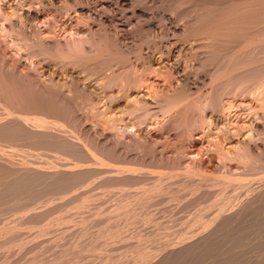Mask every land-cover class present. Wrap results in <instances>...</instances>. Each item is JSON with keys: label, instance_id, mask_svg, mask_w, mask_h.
Masks as SVG:
<instances>
[{"label": "rangeland", "instance_id": "rangeland-1", "mask_svg": "<svg viewBox=\"0 0 264 264\" xmlns=\"http://www.w3.org/2000/svg\"><path fill=\"white\" fill-rule=\"evenodd\" d=\"M31 1V2H30ZM61 1H63V3H64V6L65 7H61V8H59V9H56L55 11H54V9H52L51 7H49V6H45V5H43V4H41V0L39 1V0H0V47L1 48H3V50H5L7 53H8V55L10 54V56H11V58L12 59H17L18 61H19V63L21 64V66H19V68L23 71V67H25L24 65H26V67H28L27 65L29 64V63H32V62H35V67H37V69H39V71L40 70H42L43 72V77L45 78V76H52L56 81L57 80H59L60 82H63L64 80H66L69 76H70V78H68V80L69 79H73L74 81H76V83L78 84V85H80L81 84V86H83V85H89V84H95L96 85V87H95V89H94V91H95V93L98 95V97H99V99H101V98H103L102 97V95L104 94V93H107V91H109L108 89H106V91H105V88L104 87H102L100 84H101V82L103 81V79L101 78V77H103V76H105V75H111V73H114V74H116V75H118V74H120V73H122L121 75H127V74H129V78L130 79H134V80H136V81H134L133 79H132V81H134V82H136L135 83V87H133V90L132 89H130V90H128V92L127 93H129V95L125 92V94H124V96H121V95H123V94H121L120 95V97H119V95H117L119 98H117L114 102H112V107H111V111L110 112H112L111 114H116L117 113V115H121V117L123 116V120L125 121V122H127L128 120H129V118L128 117H130V115L129 114H127V116H125L122 112L123 111H126V109H127V111H128V109H129V107H131L132 105V103H131V101L128 99H125V98H123L122 99V97H129V98H134L133 100L135 101V99H136V101H137V103L139 102H141L142 101V103L143 102H145V100H146V98L148 97V98H151L152 97V94H153V96H155L154 98L157 100H152L151 102H152V106H151V104H150V106H148V108L147 109H150V112H149V110H148V114L150 115V114H152L151 116H149V117H153V119L152 118H150V120L151 121H147L148 123H149V127H151V124H152V126L153 125H156V126H153V127H155L156 129V132H155V130H153V134H156V135H153L154 136V138L156 139L157 137H158V139L157 140H159V144H160V142L162 143V144H160V145H163V144H165V145H167V146H160L159 144H156V142H157V140H153V139H151L150 140V138H148L147 139V137L145 136V135H143V133L142 134H140V139H138L139 141H141V137L144 139V137H145V139H147L146 141H144L145 143L148 141H150V144L148 143V144H146V145H148V148H149V145H150V152L152 153H150L149 151H148V149L146 148L145 149V146H144V144H141V143H139V141H138V145H135L134 147H135V149H132V150H135L134 151V153L133 152H130V153H126V150H125V148H123V146H121V147H118L117 148V150L119 151L117 154H120V156H118L117 154H108V153H103V155H101L100 156V158H102L103 159V161H105L104 162V166L105 167H129L131 170H135V172H137V173H139V172H144V171H149V172H151L152 174H154V176H161L160 177V179L161 180H159L158 182L156 181V185H155V187L152 189V190H150V191H148L147 192V190L145 189V188H148V187H150L151 185H152V183H153V181H154V179H152V180H145V181H141V182H139V184H137V183H134V184H131L132 186H134L133 188L131 187V185L130 184H127V185H118V184H115V185H113V186H111V185H108L107 183H105L104 182V177L106 176V173H99V174H96V175H94V176H91L90 178V180L88 179V181L87 182H85L84 183V185L83 186H81V187H78V188H74L72 191H69V194L67 193V194H65L64 196H63V198H61V199H59V200H54L53 202L52 201H50V202H38V203H35L33 206L31 205H29V206H27V207H29V208H27V207H23V208H19V209H17V210H14V209H12L11 211H9V213H7L8 214V216L6 217V213H4L3 215H0V252H2L3 250H7L6 252L5 251H3V252H5L6 254H7V256L9 255V253H12V254H10L13 258H18L19 260H17V262H16V264H61V262H62V264H68L67 262H69V264H88V262H89V264H125V262H126V264H143V263H145V262H147V263H145V264H161L162 263V261L163 262H166V264L168 263V264H181V262L182 261H184L185 259H184V257L186 256V254H187V256L186 257H189L190 258V256L189 255H191V257L192 258H197L198 257V255L199 254H202L201 253V251L203 252L204 250H205V253H207V252H209V250H207V246H211V248L210 247H208V249H210V252H215V254H216V256L213 258V260H215V262L212 260V261H208L209 260V257L211 256V255H213L212 253H210L209 252V257L207 256L208 255V253L207 254H205L204 252V254L205 255H203V256H207L206 258L205 257H203L202 255H201V262H202V264H204V262L206 261V259H208L207 261L209 262V263H211V264H213V263H217L218 264V262L219 263H221V264H245L246 263V261H247V264H256V262L258 263V264H260V260H261V258L262 257H260V259L259 258H257V254L258 253H260V252H262L261 250H258V251H255V249L254 248H256L257 249V246L259 247V245L261 246L262 245V243H263V248L261 247V248H258V249H263L264 250V242H262L261 244H259V242H260V240H263L264 238L262 237L263 235H264V232L262 233V238L259 240V239H257V238H255V237H257L258 235H260V233H261V231H262V229L261 228H259L258 226H259V223L258 224H256L255 225V227H254V225L252 224V222L254 223V221H252L253 219L255 220L256 218H260L262 221H264L262 218H264V211L263 212H261V210H264L263 208H261L260 207V209L261 210H258L259 212H257V213H255V215L256 214H259V217H251L250 219H251V221L249 220V218H247L248 220H246L245 221V219H242V220H239L240 221V223L242 222V221H245V222H243V223H241V225H243V224H245L246 222H247V224H245V225H247L246 227L248 228V225L250 224H252L251 226H250V228H249V230L245 227V226H243L244 227V229L245 230H243V229H240L242 226H240V224L238 225V227L239 228H237V224L235 223V225H236V230L235 229H233L232 227H234V226H232L231 227V224H228V225H225L226 227H227V230L229 231V233L227 232V230H226V227L224 228L223 226L222 227H220V229H219V231L213 236V237H211V238H209V239H207L205 242H204V244H202L201 246H203L204 245V247H202L201 248V246L199 245L198 247H200L199 249L198 248H196L195 247V249H196V253H195V249H191V250H194V251H192V254L193 255H195V254H197V252L199 253V254H197V256L195 257V256H192V254L190 253L189 254V249H187V251L186 250H181V254H179L180 252H178L179 250H177L176 248H180L179 246H182V245H184V244H186V243H190V242H193L195 239L194 238H198V236H199V238L200 237H202V236H204L205 234H206V231L208 232L209 230H211V229H213V228H215L216 227V224L217 223H221V217H222V214H223V212H224V214H226L227 212H229V210H231V208H234L236 205H237V203H238V201L241 199V197H243L244 195H246V193H247V191L246 190H244L245 188V184H247L248 182L247 181H249L250 182V184H251V186H257L258 185V180L260 179V178H262V177H264V167H263V165L260 163V164H258L259 163V161H261V158H262V160L264 161V157H262V152H264V134H263V132H264V130H263V132L261 131V130H258V134L259 135H257V136H259L260 137V133H261V137H260V139H256V134L257 133H255V132H257V130L255 129V125H257V124H261V123H264V118H263V120H261L262 118H260L261 117V115H260V113H261V111L257 108V105L259 106V103H260V101L259 100H257L256 98H253V94H251L252 92H253V89L255 90L256 89V87H257V85H258V83H257V85L255 84V82L254 81H252V80H254V79H256V78H254V79H252V80H249L247 83L249 84V82H251V84H252V82H254L252 85H253V87H251V85L249 86V88H252V89H249V92L247 91V95H246V92L245 93H243V94H241L240 93V91L244 88V86H243V88L242 89H238L239 90V93L241 94H239L238 93V90H236V93L235 92H233V93H235V94H233V95H235V96H232L231 95V93L230 94H223L222 96H221V104L225 107H223L224 109H222V113H220V115H221V117H224L223 118V123L227 120V123L229 124V125H226L227 123L225 122L224 123V125H225V128L223 129V128H221V131L222 132H220L219 131V129H220V127L218 128V127H215V125H210V130H211V133H210V131L209 132H207V133H205L204 135L202 134L201 135V133L200 132H198L199 130L197 129L196 131H194L192 134L194 135V137L192 136V138L191 139H189L188 140V142H187V139H184V138H180L181 137V135H180V139H179V141H178V139H175V137H174V135L177 137V136H179V134H180V130L179 129H177V130H179V131H177L172 125H171V127L169 128V126H170V123L169 124H167V122H166V118H165V120L163 121V119L164 118H162V117H159V116H161V114H162V116L163 115H165V113H167L165 116H167V115H171V111L172 110H174L175 108H171V107H174L175 105H179V103L181 102L180 100L181 99H179L178 98V96H176L177 94H178V92H179V94L180 93H188L189 92V95H186V94H182V97H183V99H184V97L185 96H192V97H190V99L191 98H195L196 97V95L197 96H199L198 97V103L196 102V101H193L192 99V103H195L196 105H198V108H202V107H204V106H206V107H208V108H205V112H206V114H208V113H210L211 112V110H209L210 109V103H211V98L210 97H212L211 96V94H213V93H211L209 96L208 95H203V94H201V93H204V94H208V93H210V91H209V89L211 88V86H210V79H209V75L206 73V72H203V73H201L200 72V74L198 73H196V76L197 77H200V79H197L196 78V76L194 77V74L195 73H193L192 74V77H191V79H190V82H191V84H190V86L189 87H186V89H185V87H183V88H181L184 92H180L181 91V89H179V91H175V90H178V89H176L175 88V85H172V84H174L175 82H176V80L174 79L173 80V78H174V76L173 75H171L170 76V72H168L169 70H167V68H168V65L166 64V63H164V61H161V62H159V59H157V62H155L154 61V63H152L151 62V66H153L154 68H152V70L150 69V68H148V66H149V60H150V57L152 56V57H154L155 56V59L157 58V56L159 55V53H158V48H156V44L157 45H164L165 43H167V42H169V43H171V44H176V42H178V40H177V38L176 39H174L175 37H173L172 38V35L170 34V33H172L171 31H172V29L175 27V26H178V25H181V24H176V23H178L179 21H181V20H178V19H182L181 17H179V16H174V19L172 18V20L170 21V23L169 22H167V20H162V17H164V18H167V13H164V11H163V9L161 8V5H159V4H161V0H139L141 3L139 4V6H138V4H137V6L136 7H134V9H132L131 7L130 8H126L124 11H118V10H116V11H114V12H112L111 11V9H112V2L110 1V0H61ZM84 1V2H83ZM69 3V2H71V3H69V4H66V3ZM19 4H21L22 6H20ZM66 4V5H65ZM156 4V5H155ZM86 5V6H85ZM66 6H68L67 8H66ZM84 6V7H83ZM83 7V8H82ZM141 7V8H140ZM144 7H146V8H144ZM82 8V9H81ZM86 8H88L89 9V11L90 12H95L96 14H91V15H89L87 12H86ZM139 8V9H138ZM156 9H158V10H156ZM139 10H143V12H144V16L143 17H138L137 16V14H138V12H139ZM28 12V13H30L31 15H35L34 16V18L32 19V20H30L31 22H29V21H26L25 20V18H24V12ZM78 11V12H77ZM82 12L81 14H79L78 15V13L79 12ZM85 11V12H84ZM146 11V12H145ZM115 13V14H114ZM146 13V14H145ZM159 13H160V15H159ZM166 14V15H165ZM128 16V18L129 19H127V17L126 16ZM158 15L160 16V17H158ZM36 17V18H35ZM176 17L178 18V19H176ZM113 18V19H112ZM253 18H255V17H252V18H250V23H248V21H246L243 25H245V24H247V25H245V26H247V27H251L250 25H254V23L257 21L256 19H253ZM23 19V20H22ZM184 19V18H183ZM253 19V20H252ZM25 20V21H24ZM111 20H113V21H111ZM118 20H121L122 22H124V21H126L125 22V25H124V27L123 26H120L119 25V23H118V26H117V21ZM124 20V21H123ZM177 22H176V21ZM256 20V21H255ZM12 21V22H11ZM21 21H22V23L23 24H21L22 26H27V27H25L26 28V30L24 29V30H22V26L20 25V24H18V22L19 23H21ZM251 21H253V23L251 22ZM31 24L32 26H30L29 24ZM183 21H181V22H179V23H182ZM16 24L17 25V28H18V25L19 26H21V30L23 31V37H22V33L21 32H19L18 33V31H20V29L18 30V31H16L15 32V34H17L18 33V35H13L14 34V31L11 33V28L9 27V25L11 26V24ZM28 25H27V24ZM26 24V25H25ZM249 24V25H248ZM34 25V26H33ZM33 27V29L34 30H36V29H38L37 30V32L40 34V36L41 37H46V38H48V40H50V39H52L53 37L54 38H56V37H58V38H60L59 40H67L68 42L69 41H71L70 42V44L72 43V41H73V44H74V39L75 40H77V39H87V41H88V38H90V40L92 39V40H94V42H95V44L96 43H98V45L100 46L99 47V52L97 51V48H96V50L94 51V48H95V46H94V44H93V42L91 41V43L90 42H87V44L88 43H90V44H85L84 45V40H83V44L82 45H80V46H82V48H83V46L84 47H87V46H89L90 45V49H92L91 51H93V53L91 52V53H89V54H87V53H84V52H82V54L80 53V55H82V57L84 58L83 60L81 59V62H80V65H77V66H68V67H64V66H62V65H60V66H58L59 65V63H58V65H56L57 64V62H54L53 63V61L52 60H48V57L47 56H43V55H29L27 52H26V49H25V43H24V41H23V39H24V37H25V34H26V37L25 38H27V30L29 31L30 29H29V27ZM35 27V28H34ZM88 27L90 28V29H88ZM28 28V29H27ZM88 31H86V30ZM93 29V30H92ZM33 30V31H34ZM84 30V31H83ZM90 30H92V32H90ZM26 31V32H25ZM169 31V34H168V36L167 37H163V39H161L160 41L159 40H152L151 42H150V39H153L152 37V35L154 34V33H161L162 34V32H168ZM93 33L92 35H94V36H90V35H88V34H90V33ZM20 33H21V35H20ZM25 33V34H24ZM152 33V34H151ZM149 35V36H148ZM89 36V37H88ZM151 36V37H150ZM15 37H17V39L15 38ZM18 37H20L21 39H22V41H19L20 39L18 38ZM52 37V38H51ZM148 37H150V39H148ZM190 37H192V36H189L188 38H186L185 40H190V41H192V39L194 40V38L195 37H192L191 39H190ZM13 38L15 39L14 41H13ZM62 38V39H61ZM45 39V38H44ZM57 39V38H56ZM146 39H148V40H146ZM184 39V38H183ZM182 39V40H183ZM26 41L25 42H29V41H27V40H29V39H25ZM47 40V39H46ZM182 40H180V41H182ZM18 43H17V42ZM66 41V42H67ZM155 41V42H154ZM189 41V42H190ZM199 40H197L195 43L196 44H198L199 42H202V40L201 41H199ZM64 42V41H63ZM77 42L78 43H80V40L78 41L77 40ZM154 42V43H153ZM157 42V43H156ZM182 42H184V40L182 41ZM188 41L186 42V43H189ZM85 43H86V41H85ZM91 44H93V45H91ZM97 45V46H98ZM94 46V47H93ZM18 47H21V49H18ZM93 47V48H92ZM5 48V49H4ZM2 49H0V51H1ZM193 50V49H192ZM192 50H190V52H192ZM199 49H197V52H196V50H193V53H191L193 56H194V58H195V60L193 59V57L192 56H190V55H188L190 52H189V50H188V53H186V64H188V65H186L188 68H190L189 67V65H191V66H193V64L192 63H194V66L196 65L195 63H196V60H197V58H196V56L195 55H198L199 53H200V51H198ZM84 51V50H83ZM196 52V54H195V52ZM95 52V53H94ZM98 52V53H97ZM100 53V54H99ZM85 54V55H84ZM91 54V55H90ZM99 54V55H98ZM195 54V55H194ZM89 57H88V56ZM92 55H94V56H92ZM95 55H97V56H95ZM189 57H191V61H192V59L195 61H193V62H191V61H189L190 60V58L187 60V57L188 56ZM87 56V57H86ZM92 56V57H91ZM185 56L183 57V59H185ZM199 56V55H198ZM47 57V58H46ZM89 58V59H88ZM7 59V58H6ZM2 60V59H0V65H2V66H0V68L2 67V69H0V70H2V71H0L1 73L2 72H5L4 70H8L9 69V67H11V65L12 64H10L11 62H12V60L11 59H7V60ZM4 61V63L2 62V61ZM106 61H107V63H106ZM108 61L110 62L109 64H108ZM184 61L185 60H182V64H184ZM28 63V64H26V63ZM85 62V63H84ZM159 62V63H158ZM37 63V64H36ZM102 63H104V65H102ZM105 63L106 64H108V65H105ZM165 64V65H167V66H165V65H163L162 66V64ZM83 64V65H82ZM159 64V65H158ZM29 65H31V64H29ZM88 67H87V66ZM98 65V67L99 66H103L104 67V70H103V75L101 74V73H98L96 70H95V68H96V66ZM185 65V64H184ZM84 66H85V68H84ZM112 66V67H111ZM156 66V67H155ZM159 66V67H158ZM32 67V66H31ZM80 67H81V69H80ZM91 67H93V68H91ZM97 67V68H98ZM121 67V68H120ZM161 67V68H160ZM167 67V68H166ZM186 67V68H187ZM67 68V69H66ZM165 68V69H164ZM4 69V70H3ZM11 69V68H10ZM19 69V70H20ZM31 69V70H30ZM95 71H94V70ZM145 69V70H144ZM11 70H13V69H11ZM10 70V71H11ZM25 70H26V68H25ZM27 70H29L30 71V73H31V71H33L32 70V68H30V67H28V69ZM85 70V71H84ZM113 70V71H112ZM115 70H117V71H115ZM122 70V71H121ZM144 70V71H143ZM147 70V71H146ZM154 70H156V71H158L157 73H156V71H154ZM161 70H163V71H161ZM167 70V71H166ZM9 71V72H10ZM127 71V72H126ZM128 71H129V73H128ZM154 71V72H153ZM26 72V71H25ZM125 72V73H124ZM138 72V73H137ZM169 74H168V73ZM6 74H7V71L5 72ZM96 73H98V74H96ZM106 73V74H105ZM110 73V74H109ZM11 74H12V72H11ZM100 74H101V76H100ZM130 74H131V76H130ZM139 74V75H138ZM147 76H146V75ZM149 74V75H148ZM167 74V75H166ZM202 74H204V75H202ZM9 75V74H8ZM132 75H133V77H132ZM136 75V76H135ZM141 75H143V76H141ZM145 75V76H144ZM73 78H72V77ZM138 76V77H137ZM173 76V77H172ZM203 76H204V78H203ZM120 77H123V76H120ZM127 77V76H126ZM126 77H123V78H125L126 79ZM132 77V78H131ZM135 77V78H134ZM142 77V78H141ZM167 77V78H166ZM169 77V78H168ZM203 78V81H202V78ZM138 78V79H137ZM165 78V79H164ZM143 79V80H142ZM145 79V80H144ZM149 79V80H148ZM163 79L165 80V82L166 83H169V81L168 80H166V79H171L170 80V85H172V87H171V92H169L170 93V95H171V93L172 92H175V93H172L173 94V96L171 95V97L168 95L169 93H168V91L170 90H168V88H170V87H167L168 85L167 84H165V82H162L163 81ZM204 79H207V82L209 83H207L206 82V80H204ZM102 80V81H101ZM120 80H122V78L120 79ZM124 80V79H123ZM173 80V81H172ZM196 80H198V82L196 81ZM200 80V81H199ZM257 80V79H256ZM145 81V82H144ZM175 81V82H174ZM204 81L206 82V84L204 83ZM258 82H259V80H257ZM120 81H119V78H118V83H119ZM140 82V83H139ZM160 82V83H159ZM201 84H200V83ZM202 82H203V84H204V86L206 85V86H210V88H209V86L208 87H204V88H202L203 89V91H202V89H200L199 90V88H198V86H200V85H203L202 84ZM80 83V84H79ZM162 83V84H161ZM197 83V84H196ZM149 84V85H148ZM161 84V85H160ZM194 84V85H193ZM256 86H255V85ZM141 85V89L140 90H138ZM164 85V86H163ZM198 85V86H197ZM244 85H245V90H246V88H247V84H245L244 83ZM80 86V87H81ZM100 86V87H99ZM145 86H147L148 87V89H147V87H145ZM152 86V87H151ZM160 86H161V88H162V90H160L159 88H160ZM173 86H174V88H175V90L173 89ZM176 86H178V85H176ZM136 87H138V88H136ZM159 87V88H158ZM179 87H181V86H179ZM179 87H177V88H179ZM103 88V89H102ZM113 89V91L117 94V92H116V90H117V87L115 86V88H114V86L112 87ZM135 88V89H134ZM146 88V89H145ZM164 88H165V90H167L166 92L168 93H165V90H164ZM188 88V89H187ZM197 88V89H196ZM200 88H201V86H200ZM207 88H209L208 89V91L206 90ZM247 89V90H248ZM138 90V91H137ZM174 90V91H173ZM185 90H187V91H185ZM189 90V91H188ZM197 90H199L198 92H197ZM211 90V89H210ZM244 89H243V91H245ZM252 90V91H251ZM135 93H134V92ZM136 91H137V93H136ZM140 91H142V92H140ZM161 91H163L162 92V94L161 93H159V92H161ZM212 91H213V88H212ZM211 91V92H212ZM131 92V93H130ZM206 92V93H205ZM208 92V93H207ZM238 93V94H237ZM252 95V96H250V94ZM133 94V95H132ZM141 94V95H140ZM144 94V95H143ZM145 94H147V95H149V96H147V95H145ZM163 94H166L167 96H169V97H167L166 95V97L167 98H174L175 97V99H177V100H179V101H176V100H168V99H165V98H163L164 100L162 101V99H160V97H163ZM176 94V95H175ZM245 94V95H244ZM125 95H127V96H125ZM130 95H131V97H130ZM181 95V94H180ZM179 95V97H181ZM184 95V96H183ZM238 95H240V96H238ZM243 95V96H242ZM134 96V97H133ZM146 96V97H145ZM194 96V97H193ZM204 96V97H203ZM208 96V97H207ZM127 97V98H128ZM208 99H210V100H208ZM223 97V98H222ZM188 97H186V99H187ZM199 98H200V100L202 101L201 102V106L202 107H200V105H199V102H200V100H199ZM226 98V99H225ZM227 98H230V99H227ZM119 99V100H118ZM151 99H153V97L151 98ZM189 99V98H188ZM188 99H187V101H188ZM189 99V100H190ZM207 99V100H206ZM226 101H225V100ZM254 99H256V100H254ZM103 100H105V98H103ZM126 100V101H125ZM139 100V101H138ZM160 100L162 101V104H160L161 102H160ZM166 100H168L167 101V105H169L168 104V102L170 103V107L168 108V106L165 104L166 103ZM191 100H190V104H191ZM223 100H224V102H223ZM228 100H229V102H228ZM121 101V102H120ZM123 101H124V103H123ZM134 101H132V102H134ZM136 101L134 102V104H136ZM173 101H175V102H177L176 104H173L172 105V102ZM185 101V99L182 101L183 103H181L182 105L184 104L185 106H186V108H187V106H189L187 103H186V101ZM210 101V102H209ZM128 102H130V103H128ZM156 102V103H155ZM163 102H165V103H163ZM175 102H173V103H175ZM179 102V103H178ZM227 102H228V104H227ZM258 102V103H257ZM102 103H103V101H102ZM127 103H128V107L127 108H125L126 106H127ZM138 103V104H139ZM141 103V104H142ZM125 106H124V105ZM138 104H136V105H134L133 107H135V106H137L138 107ZM164 104L166 105V107H167V109H165V106H164ZM181 104L179 105V106H177L178 108H177V110H174V111H172V114L174 113V112H178L179 110H181V109H183V107L181 108ZM202 104H204V105H202ZM227 104V105H226ZM231 105V107H228V105ZM118 105H119V107H118ZM123 105V106H122ZM129 105H131V106H129ZM154 105V106H153ZM172 105V106H171ZM226 105V106H225ZM229 105V106H230ZM246 105V106H245ZM249 106V108H247L248 106ZM118 107V109H117V107ZM164 106V107H163ZM241 106H243V107H245V108H241ZM115 107H116V109L118 110H115ZM132 107V108H133ZM136 107V108H137ZM147 107V106H146ZM157 107H160V109L162 108H164V110L166 111H164L163 110V112H165V113H162V112H160V111H162V110H160V109H156ZM180 107V108H179ZM250 107L252 108V109H250ZM83 108L85 109V110H83ZM119 108H120V110H119ZM121 108H122V110H121ZM125 108V110H123ZM136 108H134V109H136ZM139 108H140V105H139ZM151 108H153L152 110H151ZM172 110H171V109ZM204 108L203 109H201V111H200V113H202L203 112V114L205 113L203 110H204ZM138 109V108H137ZM154 109H156L155 111V113H154ZM226 109V110H225ZM227 109H229V110H227ZM258 109V110H257ZM81 110V111H80ZM116 112H115V111ZM160 110V111H159ZM169 110V111H168ZM171 110V111H170ZM248 110V111H247ZM250 110H252V111H250ZM258 111V113H257V111ZM89 111V112H88ZM127 111H126V113H127ZM138 111H140L139 109H138ZM138 111H136V112H138ZM160 112L159 114L157 113V112ZM226 111V112H225ZM228 111V112H227ZM249 111H250V113H249ZM77 112V113H76ZM75 112V114H74V116L75 117H73V121L74 122H76V124H77V126H78V124H82V122H83V120H85L86 118H89V120L87 119V120H85V122H87L88 124H91L92 126L93 125H95V124H98V123H101V125H102V121H100V120H96V118H94L93 116H92V113H91V111H90V109L89 108H87V107H82V108H79L78 109V111H76ZM141 112V111H140ZM153 112V113H152ZM170 112V113H169ZM208 112V113H207ZM88 113V114H87ZM90 113H91V115H90ZM119 113H122V114H119ZM128 113H129V111H128ZM139 113V112H138ZM159 115L158 116V118H160L159 120H158V118L155 116V115ZM223 114H225V115H223ZM254 115L255 117H256V119H257V117L260 119H257L258 121H255V118H254V116L252 117V115ZM258 114V115H257ZM78 115V116H77ZM251 115V116H250ZM257 115V116H256ZM208 116V115H207ZM225 116H226V118H225ZM79 117H80V119H79ZM86 117V118H85ZM127 118V120H126V118ZM164 117V116H163ZM250 117H252V119L250 118ZM155 118H157V119H155ZM162 118V119H161ZM254 118V119H253ZM76 119V120H75ZM78 119V120H77ZM80 120V121H79ZM155 120V121H154ZM156 120H158V123H157V121ZM252 120V121H251ZM77 121H79V123L77 122ZM248 121V122H247ZM74 122L72 123V121L70 122V127L71 128H75V129H78L79 127H76V124H74ZM129 122V121H128ZM127 122V123H128ZM154 122H156L155 124H153ZM159 122H161V124L159 123ZM164 122H166V123H164ZM245 122V123H244ZM255 122V123H254ZM164 123V124H163ZM243 123V124H242ZM248 123H252L251 125L249 124V125H247ZM73 124V125H72ZM163 124V125H162ZM73 127H72V126ZM79 125V126H80ZM165 125H166V127H167V130H168V133H170L169 135H167L166 134V127H165ZM231 125V126H230ZM75 126V127H74ZM163 128L164 127V129H162L161 127ZM213 126V127H212ZM104 127L106 128V132L107 133H109L110 131H112V130H109L108 129V125L106 124V125H104ZM142 127H143V125H142ZM152 127V128H153ZM158 127H160V128H158ZM173 127V128H172ZM237 129V130H239V132H240V130H242L243 132H241V134H239L238 132H236L237 134H239V135H237L235 132V135H234V133H230L231 132V129H232V131H233V129H234V131H235V128ZM250 129H249V128ZM101 128V127H100ZM169 128V129H168ZM211 128H213V129H211ZM229 129V130H227V129ZM231 128V129H230ZM70 129V128H69ZM102 129V128H101ZM128 129V128H127ZM132 129V131H130V133L131 132H135V130H136V127H135V129H134V127L133 128H130L129 130H131ZM154 129V128H153ZM159 129H161V131H160V133L161 134H159V132L157 133V131H159ZM174 130L175 129V131H172V130ZM249 130V132H250V130L251 129H254V130H252V132L251 133H253V134H250V133H247V134H249V137H248V135L246 134V130ZM129 130H127V131H129ZM169 130H171V131H169ZM213 130H215V131H213ZM177 131V132H176ZM229 131V132H228ZM261 131V132H260ZM165 132V133H164ZM173 132H175V133H173ZM196 132V133H195ZM215 132V133H214ZM225 132H227L228 134V139L226 138V137H224V134H226ZM176 133H177V135H176ZM179 133V134H178ZM224 133V134H223ZM246 134V135H244L246 138H247V140L249 139V141H248V145H247V141H245L246 140V138H245V140H244V137H243V134ZM162 134H164V137H166V138H163V137H161L162 136ZM166 134V135H165ZM174 134V135H173ZM198 134L199 135H201L202 137H198ZM209 134V135H208ZM214 134V135H213ZM217 134V135H216ZM234 135L235 136V138L234 137H231V135ZM205 135H208V138H206L205 137ZM212 135V136H211ZM227 135H225V136H227ZM252 135V136H251ZM254 135H255V139H254ZM144 136V137H143ZM173 136V139H171V137ZM195 136H197V137H195ZM205 138H204V137ZM211 136V138H209ZM213 136H215V137H213ZM242 136V137H241ZM170 137V138H169ZM168 138V139H167ZM201 138V139H200ZM212 138H214V139H212ZM226 138V139H225ZM238 138V141H240V142H238L236 139ZM243 138V139H242ZM253 138V139H252ZM258 138V137H257ZM162 139H164V140H162ZM166 139V140H165ZM88 140H89V142H88ZM94 140L95 139H91V141H90V139H87L86 141L88 142V143H93L94 142ZM123 140H125V143L127 142H129L130 144H131V142H130V139L129 140H127V139H123ZM153 140V141H152ZM161 140V141H160ZM168 140V141H167ZM186 141L185 143H184V141ZM243 141V143H241L242 141ZM250 140H252V142L250 141ZM154 141H156L155 143H153ZM182 143H181V142ZM190 141V142H189ZM237 141V142H236ZM151 142H152V144H155V146L154 145H152V146H154L153 147V149H157L156 151H154V150H152V151H154V152H152L151 151V149H152V147H151ZM177 142H179V143H181V144H178ZM246 142V143H245ZM254 145H252L251 143ZM0 143H3V144H0V153H2L3 155H5V156H8V157H10V155H11V157L10 158H12L13 160H17V161H20V159H22L23 157H25V156H27V154H24V152H25V150H26V147H24V146H13V145H8V143H5V145H4V142H0ZM238 143V144H237ZM242 145H244L245 146V148L246 149H248V147L249 148H251V147H253L252 149H248L249 151H248V153L249 154H251V155H249L248 153V155L249 156H252V157H250L249 158V156L248 155H246L247 157L246 158H248V160L250 159H252L253 157H254V160L252 159L250 162L252 163V162H255L254 164L252 163V166L251 167H253L254 165L257 167V169L259 168V167H261V169L259 168L258 170H260V171H258L257 169H254V170H256L257 171V173H255V174H252V175H250L251 174V172L252 171H254V170H249V168H250V166H247V167H244V166H242V165H244L245 163H246V161H248V160H244V159H246V158H243V160H242V162L241 163H243L241 166L239 165V162H237L236 160H231V162L230 161H226V164H228L229 162V168H227L226 166L224 167V163H223V161H221V159L219 160V158L220 157H218L217 155H218V151H219V153H220V150L223 148V149H225V150H227V152H229V150H232V152L234 151V150H236L237 149V146L238 145H240V146H242ZM250 143V144H249ZM143 145V147H141V145ZM185 144H187L186 146H185V149L184 148H182ZM1 145H4V146H1ZM7 145H8V147H7ZM132 145V144H131ZM177 145V146H176ZM218 145H221L222 147L220 148V149H218ZM247 145V146H246ZM137 146H140L141 148H142V150L140 149V147H138V149H137ZM180 146H181V150H183V151H181L180 150ZM243 146V147H244ZM257 146V147H256ZM11 147V148H10ZM15 147V149H13ZM147 147V146H146ZM162 149L163 147L165 148V150H164V148L162 149V152H160L161 150H160V148ZM254 147H256V148H260V149H262V151H260L261 153V156H258L259 155V150L260 149H256V148H254ZM2 148H3V150H2ZM7 149V151L9 150L10 152L8 153L7 151H5L6 149ZM19 148V149H18ZM132 148H133V145H132ZM175 148H178V150L177 149H175ZM236 148V149H235ZM17 149H18V152H17ZM121 149V150H120ZM160 151H159V150ZM234 149V150H233ZM14 152H13V151ZM21 152H20V151ZM23 150V151H22ZM132 150H130V148H129V151H132ZM137 150H139V151H137ZM147 150V153L148 154H146V151ZM252 150H254V151H252ZM256 150V151H255ZM258 150V151H257ZM129 151H127V152H129ZM158 151L160 152V154H161V156H160V154L158 153ZM181 151V152H180ZM224 151V150H223ZM252 151V152H251ZM41 152V151H40ZM122 152V153H121ZM140 152H144V153H140ZM164 152V153H163ZM222 152V151H221ZM232 152H230V153H232ZM251 152V153H250ZM254 152H256V153H258V155H254ZM11 153V154H10ZM15 153V154H14ZM22 155H21V154ZM50 153V154H49ZM49 153H42V155H39L40 157H41V160H43V159H45V160H50V161H60V160H62V159H65L66 157L65 156H63V155H56L55 153H51V152H49ZM135 153L138 155L139 153L143 156L144 154L146 155H144L145 156V159L144 158H137V156H135ZM8 154H10V155H8ZM44 154V155H43ZM125 154V156H127L128 157V155H129V157H132V159L131 158H129L130 159V161H131V163H128L126 160L128 159V158H126L125 156H123ZM127 154V155H126ZM140 154H139V156L138 157H140ZM150 154L152 155V158H151V156H150ZM158 154V155H157ZM165 155V156H163V155ZM53 155H55V158H54V156ZM131 155V156H130ZM13 156V157H12ZM51 156H53V157H51ZM63 156V157H62ZM133 156L135 157V159L136 160H138V164H135V162L137 163V161L133 158ZM143 156V157H144ZM150 156V160H146V158L148 159V157ZM157 156H159V157H161L160 159H162L163 158V160H159L158 161V158L156 159L155 157H157ZM169 158H168V157ZM219 156H220V154H219ZM259 158H258V157ZM263 156H264V153H263ZM17 157V158H16ZM28 157H30V158H32V159H34L35 158V156H30V155H28ZM62 159H61V158ZM117 157V158H116ZM121 157H122V159L124 160V158L123 157H125V159L126 160H124V161H126V162H123V161H121L122 159H121ZM166 157H167V160H170V159H173V160H170V161H167L166 160ZM171 157V158H170ZM261 157V158H260ZM51 158H52V160H51ZM119 158V160H117ZM165 158V159H164ZM178 159V161H177V159ZM218 158V159H217ZM36 159V158H35ZM38 159V158H37ZM54 159V160H53ZM66 159H68V158H66ZM121 159V160H120ZM128 159V160H129ZM139 159H140V163H139ZM156 160V162H158L157 164H155L156 166L158 165H161V167H162V164H163V162L164 161H166L167 162V164H166V162H164V164H163V166H165V165H169V162H171V164H173L174 163V161H176V163L175 164H177V165H180V166H178L177 167V165H175L176 167L174 168L175 169V171H174V169L172 168V165L170 164L169 166H171V168H168L167 166V168H168V170L166 169V167H163V168H159L158 166V168L157 167H153V168H150V164L151 163H156V162H154L155 160ZM175 159V160H174ZM180 159V160H179ZM256 159H258L257 161H256ZM260 159V160H259ZM40 160V159H39ZM115 160H117V162L115 161ZM134 160V161H133ZM143 160V161H142ZM147 162H151V163H148V165H146V166H144V162L145 163H147ZM194 161V162H190L189 163V161ZM219 160V161H218ZM119 161H121L120 163H119ZM129 161V162H130ZM160 161H161V163H160ZM180 161V162H179ZM196 161V162H195ZM198 161L201 163V164H197L198 163ZM220 161L222 162V163H220ZM233 161V162H232ZM234 161H236V163L234 162ZM111 162V163H110ZM115 162V163H114ZM133 162H134V164H133ZM178 162V163H177ZM250 162L248 161L247 162V164L249 163V165H250ZM258 162V163H257ZM110 163V164H109ZM126 163H128V164H126ZM191 163H194L193 165H191V167L193 168L194 167V165L195 166H197V167H194L192 170H191V167H190V165H189V167H190V170H189V168H188V164H191ZM240 163V164H241ZM262 163H264V162H262ZM121 164V165H120ZM140 164V165H139ZM152 164V165H153ZM182 164V165H181ZM183 164H184V166H183ZM187 166H186V165ZM221 164H222V167H221ZM231 164V165H230ZM233 164V165H232ZM236 166H235V165ZM257 164V165H256ZM127 165V166H126ZM131 165V166H130ZM151 165V166H152ZM155 165H153V166H155ZM198 165H200V168H199V166ZM239 165V166H238ZM259 165V166H258ZM260 165H262V166H260ZM140 167V168H138V167ZM183 166V167H182ZM235 166V167H234ZM246 166V165H245ZM144 167V168H143ZM146 167H149L150 169H147ZM174 167V166H173ZM181 167V168H180ZM187 167V168H186ZM224 167V169H222ZM233 167V168H232ZM237 167H240L241 168V171H240V168H238V170L237 169H235V168H237ZM255 167V168H256ZM197 168V169H196ZM230 168L233 170L234 169V172H232V170H231V172L229 171L230 170ZM243 168H244V170H246V169H248V170H246V171H248V172H246V171H244L243 170ZM170 169H172V171L170 170ZM181 169V170H180ZM183 169V170H182ZM194 169H196V170H198L199 171V169H200V172H201V169L203 170V169H205L204 170V172H201V173H203L202 175H201V173L199 172V174H198V172L196 171H194ZM224 170H226L227 171V169H228V171H229V173L228 172H225L224 171V173H223V171ZM263 169V170H262ZM160 170V171H159ZM184 170H185V174H184ZM187 170V171H186ZM219 170H221L220 171V173H217V172H219ZM236 170V171H235ZM243 170V171H242ZM171 173H170V172ZM182 171V172H181ZM209 171H211L210 173H208ZM213 171H216L215 172V174H214V172ZM237 171H239V172H237ZM251 171V172H250ZM262 171V172H261ZM168 172H169V174H168ZM175 172V173H174ZM186 172H188L187 174H186ZM195 172V173H194ZM243 172H245V174L243 173ZM250 172V174H247V173H249ZM159 173V174H158ZM176 173H178V176L179 177H176L177 176V174ZM190 173H194L193 175L192 174H190ZM197 173V174H196ZM206 173V174H205ZM208 173V174H207ZM227 173V174H226ZM233 173V174H232ZM236 173H238V174H236ZM240 173V174H239ZM254 173V172H253ZM261 173V174H260ZM164 174V176H162ZM167 174V175H166ZM176 174V175H175ZM223 174V175H222ZM230 174V175H229ZM181 175V176H180ZM186 175H188V176H186ZM199 175V176H198ZM203 175H205V178H204V176ZM207 175V176H206ZM211 175V176H210ZM215 175V176H214ZM220 177H219V176ZM234 175V176H233ZM244 175V176H243ZM258 175V176H257ZM192 176V177H191ZM216 176H218L217 178H216ZM225 176V177H224ZM243 176V177H242ZM249 176V177H248ZM169 177V178H168ZM185 177V178H184ZM188 177V178H187ZM196 177V178H195ZM203 177V178H202ZM210 177H211V179H210ZM212 177L214 178V181H213V179H212ZM230 177V178H229ZM233 179H236V180H233ZM237 177V178H236ZM254 177V178H253ZM155 178V177H154ZM178 178V179H177ZM193 178H195L194 180H192ZM208 178V179H207ZM216 178V179H215ZM219 178V179H218ZM225 178H227V179H225ZM239 178V179H238ZM189 179V180H188ZM221 179V180H220ZM223 179V180H222ZM230 179V181H228ZM237 179H238V181H240V182H238L237 183ZM241 179H243V180H241ZM245 179V180H244ZM253 179V180H252ZM169 180H170V182H169ZM186 180V181H185ZM202 180H203V182L205 183H203L202 182ZM207 180V181H206ZM212 180V181H211ZM217 180V181H216ZM250 180H252V181H250ZM97 181V182H96ZM166 183H165V182ZM190 181V182H189ZM200 181V182H199ZM225 181V182H224ZM228 182V184H226L227 182ZM234 181V182H233ZM254 181H256V182H254ZM264 181V180H263ZM91 182H92V184H91ZM143 182V183H142ZM145 182V183H144ZM164 182V183H163ZM172 182V183H171ZM211 182V183H210ZM215 182V183H214ZM219 182V183H218ZM230 182H233V184L232 183H230ZM245 182V183H244ZM98 183V184H97ZM160 183V184H159ZM175 183V184H174ZM237 183V184H236ZM244 183V184H243ZM253 183H255V184H253ZM89 186H88V185ZM141 184H142V186H141ZM167 184V185H166ZM170 184V185H169ZM224 184H225V186H224ZM235 184H236V186H235ZM242 184V185H241ZM249 184V183H248ZM105 185H106V187H105ZM172 185H175V187H171ZM195 185V186H194ZM198 185V186H197ZM202 185H204V187L202 186ZM217 185H219L218 187H217ZM233 185V186H232ZM240 185V186H239ZM100 186V187H99ZM118 186V187H117ZM126 186V187H125ZM129 186H130V188H129ZM137 186V187H136ZM141 186V187H140ZM167 186V187H166ZM170 186V188H168ZM191 186V187H190ZM208 186V187H207ZM232 186V187H231ZM239 186V187H238ZM87 187V188H86ZM102 187V188H101ZM115 187H117V188H115ZM144 187V188H143ZM159 187V188H158ZM162 187V188H161ZM195 187V188H194ZM215 187V188H214ZM237 187V188H236ZM241 187H242V189H241ZM111 188V189H110ZM122 188V189H121ZM138 188V189H137ZM142 188V189H141ZM158 188V189H157ZM168 188V189H167ZM213 188V189H212ZM216 188H217V190H216ZM221 188V189H220ZM226 190H225V189ZM82 189V190H81ZM94 189V190H93ZM106 189V190H105ZM144 189V190H143ZM175 190V192L173 191V190ZM177 189V190H176ZM179 189V190H178ZM204 191H203V190ZM210 191V194H211V196L209 195H206V194H209V192L207 193V191L208 190ZM213 191H212V190ZM215 189V190H214ZM227 189H229V190H227ZM232 189V190H231ZM233 189H234V193H233ZM91 190V191H90ZM92 190L94 191V192H92ZM103 190H105V191H103ZM112 192H111V191ZM117 190V191H116ZM124 195V192H125V194L127 195V194H131V195H129V197H127L126 198V195H124V196H121V195H119V194H121L119 191ZM134 190V191H133ZM162 192H161V191ZM165 190H167V191H165ZM170 190V191H169ZM198 190V191H197ZM203 191V193H202V191ZM206 190V191H205ZM220 190V191H219ZM227 191V192H225V191ZM244 190V191H243ZM99 191H100V193H99ZM103 191V192H102ZM108 191V192H107ZM127 191V192H126ZM130 191H132V192H130ZM155 191H158V192H155ZM181 191V192H180ZM197 191V192H196ZM239 191H243L242 192V194H241V192H239ZM90 192V193H89ZM110 192H111V194H110ZM129 192V193H128ZM134 192H136V193H134ZM146 192V193H145ZM169 192H171L170 194H169ZM173 192V193H172ZM179 192H180V194H179ZM214 194H213V193ZM216 192H217V194H216ZM223 192V193H222ZM246 192V193H245ZM96 193V195L94 196L93 194H95ZM112 193L114 194V195H112ZM139 193V194H138ZM141 193V194H140ZM156 193H157V195H156ZM162 193V194H161ZM165 193V194H164ZM181 193H183L182 195H181ZM196 193L198 194V196L196 195ZM229 193H232V195L230 194L229 195ZM244 193V194H243ZM78 194V195H77ZM101 194H102V196H101ZM104 194V195H103ZM118 194V195H117ZM134 194H136V196L134 197L133 195ZM144 194V195H143ZM160 194V195H159ZM171 194H174V195H171ZM204 195L203 197L202 196H199V195ZM238 194V195H237ZM98 195V196H97ZM101 197H100V196ZM106 195V197H104ZM142 195V196H141ZM177 195V196H176ZM181 195V198H179L178 199V197ZM214 195V196H213ZM228 195V196H227ZM239 195H240V198H239ZM75 196H80L79 198H83L84 200H83V202L82 201H80V199H76V200H74V203H73V200H72V198L73 197H75ZM82 196V197H81ZM108 196V197H107ZM109 196H111V197H109ZM117 196H119L118 198H116ZM151 196H152V198H151ZM163 196H166V198L165 197H163ZM170 196V197H169ZM176 196V197H175ZM193 197V198H191V197ZM222 196V197H221ZM225 198H224V197ZM230 196H232V199H231V197ZM234 196V197H233ZM70 197V198H69ZM91 197V198H90ZM94 197H95V199H94ZM98 197L99 198H101V199H98ZM121 197V198H120ZM123 197L125 198V199H127L126 201H124L125 199H123ZM131 197V198H130ZM146 197V199H144ZM174 197V198H173ZM190 197V198H189ZM202 197V198H201ZM206 197V198H205ZM209 197V198H208ZM214 197H216V198H214ZM219 197H220V201H219ZM226 197H228V199L226 198ZM238 197V198H237ZM105 198H107V199H105ZM110 198V199H109ZM112 198V199H111ZM132 198H134V199H132ZM149 198V199H148ZM161 198H163V200L161 199ZM171 198H173L172 200H171ZM176 198L178 199V200H176ZM184 198V199H183ZM195 198V199H194ZM212 198H214V199H212ZM223 198V199H222ZM236 198V199H235ZM94 199V200H93ZM103 199H105V201H103ZM115 199H117V200H115ZM122 199V200H121ZM130 199V200H129ZM132 199V200H131ZM139 199H140V201H139ZM144 199V200H143ZM158 199V200H157ZM193 199V200H192ZM202 199V200H201ZM63 200V201H62ZM91 200V201H90ZM103 201V203H101V205L100 204H98V201ZM112 200V201H111ZM138 200V201H137ZM146 200V201H145ZM156 201V203H154L153 201ZM162 200V201H161ZM166 200H169V201H166ZM183 200V201H182ZM192 200V201H191ZM207 200V201H206ZM219 202H217V201ZM235 200V201H234ZM58 201V202H57ZM61 201V202H60ZM89 203H88V202ZM93 201V202H92ZM97 201V202H96ZM107 201V202H106ZM117 203H116V202ZM132 201V202H131ZM136 201V202H135ZM143 201V202H142ZM151 201V202H150ZM159 201V202H158ZM180 201L183 203L184 202V205L186 204V206H182V203H180ZM190 201V202H189ZM194 201V202H193ZM226 201H228V202H226ZM233 203H232V202ZM53 204H52V203ZM59 203V204H56V203ZM79 202H80V204H79ZM105 202V203H104ZM122 202V203H121ZM140 202H142V203H140ZM152 203L151 205H148V203ZM157 202H158V204H157ZM161 202H162V204H161ZM173 204H172V203ZM193 202V203H192ZM64 205H63V204ZM86 203V204H85ZM91 203L93 204V207H92V205H91ZM95 203L97 204V206L99 205V208H96L97 206L95 205ZM106 203H107V206H106ZM108 203H112V204H108ZM139 203V204H138ZM149 203V204H150ZM170 203V205H167V204H169ZM191 203V204H190ZM195 203H196V205H195ZM199 203H200V205H199ZM221 203V204H220ZM232 203V204H231ZM235 203H236V205H235ZM55 204V205H54ZM138 204V205H137ZM144 204H147L148 206H149V209H148V206H146V205H144ZM227 204H228V206H227ZM234 204V205H233ZM35 205H37V206H35ZM60 205L62 206L61 208H60ZM68 205V206H67ZM73 205V206H72ZM88 205V206H87ZM109 205V206H108ZM119 205H123L122 207L121 206H119ZM132 205H133V207H132ZM153 205H154V207H153ZM175 205V206H174ZM178 205V206H177ZM181 205V206H180ZM213 205V207H211ZM216 205V206H215ZM57 207V206H59L58 208H54V207ZM95 206V207H94ZM103 206L104 207H107V208H103ZM138 206H141V207H138ZM160 206V207H159ZM181 208H180V207ZM192 206H193V208H192ZM198 206V207H197ZM221 206H222V209H221ZM224 206V207H223ZM262 206L264 207V205L262 204ZM32 207H33V209H32ZM100 207L102 208V209H104V212H102L101 213V209H100ZM111 207V208H110ZM162 207V208H161ZM179 207V208H178ZM182 207H185V209L184 210H187L186 211V213H185V211H182ZM40 208V209H39ZM91 208V209H90ZM108 208H109V210H108ZM142 210H141V209ZM152 208V209H151ZM155 208V209H154ZM187 208V209H186ZM204 208V209H203ZM212 208V209H211ZM26 209V210H25ZM28 209V210H27ZM71 209V210H70ZM85 209H88V210H85ZM97 209H98V211H97ZM114 209V210H113ZM129 209H131V210H129ZM175 209L177 210V212L175 211ZM191 209V210H190ZM193 209V210H192ZM202 209H203V211H202ZM207 209V210H206ZM217 209V210H216ZM228 209V210H227ZM33 210H36V212H39L40 213V211L42 212V213H44L45 215H43L40 219H38V221L35 219V218H33L34 220H35V222H33L34 220L33 219H31L32 221L31 222H29V218H28V220L27 219H24V218H27V217H31L32 216V214H35L36 212L35 211H33ZM90 210V211H89ZM97 211V213H96V211ZM99 210H100V212H99ZM106 210V211H105ZM107 210H108V212H109V215H108V212H107ZM112 212H111V211ZM123 210V211H122ZM155 210V211H154ZM210 212H209V211ZM213 210V211H212ZM219 210V211H218ZM223 210V211H222ZM26 211V212H25ZM122 211V212H121ZM125 211V212H124ZM139 211V212H138ZM145 211V212H144ZM175 211V212H174ZM195 211H196V213H195ZM222 211V212H221ZM10 212H11V214H10ZM20 212V213H19ZM94 212H95V214H94ZM133 212L135 213V214H137V215H135V214H133ZM142 212H144V214H145V216H144V214L142 213ZM147 212H148V215H147ZM149 212H150V215H149ZM152 212H153V214H152ZM182 212H183V214H182ZM193 212V213H192ZM27 213V214H26ZM30 213V214H29ZM32 213V214H31ZM61 213V214H60ZM104 213V214H103ZM105 213H107L106 215H105ZM119 213V214H118ZM129 213V214H128ZM197 213H199V214H197ZM207 214V215H205V214ZM209 213V214H208ZM212 213V214H211ZM215 213H217V214H215ZM221 213V214H220ZM12 214H14V215H12ZM16 214H18L17 216H16ZM26 214V215H25ZM110 214H113V215H110ZM133 214V215H132ZM175 214V215H174ZM179 214V215H178ZM187 214H189V215H187ZM204 214V215H203ZM214 214V215H213ZM260 214H262V215H260ZM20 215V216H19ZM23 215H25V216H23ZM29 215V216H28ZM103 217H102V216ZM105 215V216H104ZM120 215V216H119ZM131 215V216H130ZM139 215V216H138ZM153 215L154 216H156V217H154V218H152L153 217ZM158 215H161L160 217H161V219H160V217L158 216ZM214 217H213V216ZM219 215V216H218ZM1 216H3V217H1ZM16 216V217H15ZM48 216V217H47ZM108 217V219L106 220V218L105 217ZM122 216V217H121ZM128 216V217H127ZM134 216V217H133ZM157 216L159 217V219L157 218ZM185 216V217H184ZM186 216H187V218H186ZM189 216V217H188ZM209 216V217H208ZM215 216H217V217H215ZM262 216V217H261ZM9 217H11L10 219H8ZM21 217V218H20ZM116 217V218H115ZM124 217H126V218H124ZM130 217V218H129ZM143 217V218H142ZM164 217V218H163ZM166 217V218H165ZM173 217H177L178 219L180 218V217H183V218H180L179 220L177 219L176 220V218L174 219V220H172L173 219ZM192 217H193V219H194V217H195V219L193 220L192 219ZM3 218V219H2ZM14 218H16V219H14ZM47 218V219H46ZM52 218V219H51ZM99 218H103V221L101 220V219H99ZM104 218H105V220H104ZM110 218V219H109ZM112 218V219H111ZM130 219V220H128V219ZM141 218V219H140ZM146 218V219H145ZM152 218V219H151ZM155 218H157V219H155ZM189 218V219H188ZM205 218V219H204ZM210 220H209V219ZM218 218V219H217ZM253 218V219H252ZM5 219V220H4ZM8 219V220H7ZM22 219H24V221L22 220ZM117 219V220H116ZM118 219H119V221H118ZM138 219V220H137ZM147 219H150L149 221L147 220ZM167 219V220H166ZM169 219V220H168ZM8 222H7V221ZM9 220H11V221H9ZM14 220H15V223H14ZM22 220V221H21ZM25 220L27 221V223L25 222ZM41 220V221H40ZM98 220V221H97ZM99 220H100V222H99ZM125 220V221H124ZM132 220V221H131ZM141 220V221H140ZM142 220H145L144 222L142 221ZM154 220H155V224H154ZM162 220V221H161ZM173 221V224H174V226L173 225H171L172 224V221ZM185 220V221H184ZM191 220V221H190ZM197 220V221H196ZM212 220V221H211ZM217 220H219V222L217 221ZM257 220V219H256ZM256 220H255V222H256ZM64 221V222H63ZM102 221V222H101ZM113 221V222H112ZM130 221V222H129ZM159 221H160V224H159ZM165 221V222H164ZM166 221H167V223H170V224H166ZM178 223H177V222ZM202 221V222H201ZM208 221V222H207ZM216 221V223H214ZM258 222H259V219L257 220ZM260 222V223H262V224H264L263 222ZM7 222V223H6ZM11 222V223H10ZM32 222H33V224H32ZM91 222V223H90ZM94 222V224L96 225H92V223ZM120 222H123V223H119ZM127 222V223H126ZM134 222V223H133ZM163 224H162V223ZM184 222V223H183ZM189 222H190V224H189ZM204 222V223H203ZM238 222V221H237ZM110 223H112L111 225H108V224H110ZM143 223V224H142ZM148 223H150V224H148ZM152 223V224H151ZM165 223V224H164ZM233 223V224H234ZM249 223V224H248ZM257 223V222H256ZM1 224H3V225H1ZM12 224H13V226H12ZM31 224H32V226H31ZM113 224H114V226H113ZM123 224V225H122ZM134 224H136L137 226H135ZM158 226H157V225ZM180 224V225H179ZM182 224V225H181ZM187 224V225H186ZM203 224V225H202ZM209 224V225H208ZM210 224H212V225H210ZM213 224H215L214 226H213ZM222 224V223H221ZM221 224H217V226L219 225H221ZM226 224V223H225ZM232 224V225H233ZM255 224V223H254ZM262 224H260V227H262L263 225ZM6 225V226H5ZM24 225V226H23ZM34 225V226H33ZM64 225V226H63ZM100 225H102V226H100ZM107 225H108V228H107ZM121 225V226H120ZM130 225V226H129ZM131 225H132V227H131ZM141 225V226H140ZM142 225H143V227H142ZM153 227H152V226ZM160 225V226H159ZM165 226V227H163V226ZM262 225V226H261ZM38 226V227H37ZM77 226V227H76ZM98 226V227H97ZM110 226V227H109ZM116 226V227H115ZM125 226V227H124ZM128 228H127V227ZM133 226H135V228L133 227ZM147 226H149L150 228H147ZM155 226H157V227H155ZM170 226V227H169ZM182 226H184V227H182ZM189 226V227H188ZM202 226V227H201ZM205 228H204V227ZM27 227V228H26ZM30 227V228H29ZM68 229H67V228ZM97 227V228H96ZM131 229H130V228ZM207 227V228H206ZM242 227V228H243ZM259 229H258V228ZM6 228V229H5ZM18 230H17V229ZM34 228H35V230H34ZM70 228V229H69ZM99 228V229H98ZM105 228V229H104ZM111 228V229H110ZM121 228V229H120ZM127 228V229H126ZM137 228H138V230H137ZM141 228H142V230H141ZM158 228L159 229H161V232H159L160 230H158ZM169 230H168V229ZM173 228H174V230H173ZM193 228V229H192ZM224 228V229H223ZM235 228V227H234ZM253 228H254V233H256V235L254 234L253 235V238H255V240L254 239H252L250 242L247 240V238H249L248 236H250L251 237V233H253ZM256 228V229H255ZM264 228V227H263ZM3 229H5V230H3ZM11 229H13V230H11ZM23 229H25V232H24V230ZM30 229V230H29ZM103 229H104V231H103ZM134 229H136V231H134L133 232V230ZM147 229H149V230H151L152 231V233H151V231H148ZM181 229H183V230H181ZM190 229H191V231H190ZM209 229V230H208ZM238 229L240 230V231H238ZM10 230V231H9ZM41 230V231H40ZM99 230V231H98ZM125 230V231H124ZM127 230V231H126ZM132 230V231H131ZM145 230H147V233L145 232ZM203 230V231H202ZM245 231L246 232V234H247V230H248V232H249V234L248 235H246V234H244L245 235V237L244 236H241L242 238L244 237V238H246L245 240H246V242H248V243H250V245H257L256 243H258L259 245H257V246H254L253 248H252V246L251 247H249V246H247L248 245V243H246L245 244V240L243 241V239H241V241H243V242H241V243H243V246H240L241 244H239L238 242L239 241H236L235 240V238H239L240 236V234L242 233H244L243 231ZM251 230V231H250ZM259 231L260 230V232H256V231ZM6 231V232H5ZM19 231V232H18ZM22 232V234H21V232ZM27 231H29V232H27ZM35 231H37V232H35ZM58 231V232H57ZM101 231V232H100ZM105 231H107V233H105ZM123 231V232H122ZM138 231V232H137ZM144 231V232H143ZM157 231V232H156ZM167 231V232H166ZM174 231H177V232H174ZM179 231H180V233H179ZM182 231V232H181ZM188 231V232H187ZM224 231V232H223ZM233 231H236V232H233ZM264 231V230H263ZM4 232V233H3ZM14 232V236H13V233ZM15 232H16V237H15ZM32 232H34V234L32 233ZM113 232V233H112ZM129 232H131V233H129ZM143 232V233H142ZM156 232V233H155ZM168 232H169V235H168ZM205 232V233H204ZM225 232H227V235L225 234ZM232 232L235 234H238V233H240V234H238L237 235V237H235L234 236V234H232ZM4 235H3V234ZM9 233V234H8ZM109 233V234H108ZM112 233V234H111ZM126 233V234H125ZM145 233V234H144ZM149 233V234H148ZM151 233V234H150ZM172 233V234H171ZM173 233H174V235H173ZM194 233V234H193ZM11 234V235H10ZM17 234H19V235H17ZM45 234H46V236H45ZM48 234V235H47ZM60 234V235H59ZM68 234V235H67ZM89 236H88V235ZM101 234V235H100ZM103 234V235H102ZM106 234V235H105ZM108 234V235H107ZM123 234H124V236H123ZM137 234H139V236L137 235ZM153 234V235H152ZM166 236H165V235ZM182 234V235H181ZM190 234H192V235H190ZM219 234H221V235H219ZM230 234H231V237H230ZM65 235V236H64ZM75 235V236H74ZM87 235V236H86ZM111 235H112V237H114V238H112L111 237ZM121 235V236H120ZM129 235H131V236H129ZM136 235V236H135ZM159 235V236H158ZM183 235H184V237H183ZM189 235V236H188ZM219 237H218V236ZM11 236H13V237H11ZM21 236V237H20ZM43 236V237H42ZM69 236V237H68ZM71 236V237H70ZM79 236V237H78ZM108 236H109V238H108ZM151 236V237H150ZM172 236H173V239H172ZM178 236V237H177ZM179 236H181L180 238H179ZM186 236V237H185ZM222 236V237H221ZM226 236H228V237H230V238H227V239H225L226 238ZM239 236V237H238ZM62 237V238H61ZM68 237V238H67ZM101 237V238H100ZM107 237V238H106ZM117 237V238H116ZM133 237V238H132ZM144 237V238H143ZM149 237V238H148ZM163 237V238H162ZM182 237H183V239H182ZM193 237V238H192ZM233 237H235V238H233ZM8 238L10 239V238H12V239H10V240H8ZM15 238V239H14ZM59 238V239H58ZM65 238V239H64ZM66 238H67V241H66ZM75 238H76V240L78 239V241H74L75 240ZM102 238H104L105 240H102ZM111 238V239H110ZM124 238V239H123ZM143 238V239H142ZM152 238V239H151ZM154 238V239H153ZM168 238H170V239H168ZM178 238V239H177ZM235 240H233V239ZM252 238V237H251ZM251 238H249V240L251 239ZM57 239V240H56ZM61 239V241L62 242H66V243H62V245H57L58 243H60V242H58L59 240ZM64 241H63V240ZM72 241H71V240ZM113 239V240H112ZM132 239L134 240V241H132ZM159 241H158V240ZM193 239V240H192ZM240 239V238H239ZM100 240V241H99ZM102 240V241H101ZM108 240H112V241H107ZM174 240V241H173ZM177 240H179V241H177ZM188 240L190 241V242H188ZM192 240V241H191ZM209 240H211V241H209ZM232 240V241H231ZM257 240V242H255ZM258 240H259V242H258ZM74 241V242H73ZM149 241H151V242H149ZM165 241V242H164ZM171 241V242H170ZM233 241L234 242H236V244L238 243V245H236V246H233L234 244H233ZM253 241H254V243H253ZM57 242V243H56ZM73 244H71V243ZM82 243V244H80V243ZM86 242V243H85ZM122 242V243H121ZM130 242V243H129ZM138 242H139V244H138ZM149 242V243H148ZM154 242V243H153ZM171 243V245H170V243ZM186 242V243H185ZM211 244H209V243ZM212 242V243H211ZM17 243V244H16ZM22 244V245H20V244ZM53 243V244H52ZM67 243H69V244H67ZM101 243V244H100ZM110 243V244H109ZM152 243H153V245H152ZM157 243V245L158 246H156L155 244ZM164 244L163 246H161V244ZM177 243V244H176ZM181 243V244H180ZM183 243V244H182ZM207 243V244H206ZM232 243V244H231ZM11 246H10V245ZM33 244V245H32ZM67 244V245H66ZM78 246H77V245ZM84 244V245H83ZM105 244V245H104ZM205 244L207 245L206 246V248H205ZM209 244V245H208ZM213 244V245H212ZM225 246H223V245ZM76 245V246H75ZM85 245H86V247H85ZM114 245H116V246H121V248L119 247H117L116 249L114 248L115 246ZM135 245H136V247H135ZM151 245L153 246L152 248H151ZM172 247V248H174V249H176V251L174 250V255L173 254H171L170 256H168V254L169 253H172L173 252V250H172V248L170 247V246ZM218 245V246H217ZM246 245V246H245ZM6 246V247H5ZM15 246V247H14ZM18 246V247H17ZM28 246V247H27ZM58 246V247H57ZM62 246V247H61ZM66 246V247H65ZM101 246V247H100ZM105 246V247H104ZM109 246V247H108ZM113 246V247H112ZM146 246V247H145ZM156 246V247H155ZM218 248H217V247ZM5 249H4V248ZM30 247H32V248H30ZM85 247V248H84ZM149 247H150V249H149ZM158 247H160V248H158ZM222 247H224L223 248V250L221 249ZM249 247V249H247V248ZM13 248V249H12ZM16 248H18V249H16ZM64 248V249H63ZM76 248V249H75ZM78 248V249H77ZM112 248V249H111ZM114 248V249H113ZM139 248V249H138ZM155 248H156V250H155ZM171 248V249H170ZM194 248V247H193ZM22 249V250H21ZM25 249V250H24ZM71 249V250H70ZM80 249V250H79ZM85 249V250H84ZM99 249V250H98ZM104 249V250H103ZM106 249H108V250H106ZM120 249H121V251H120ZM146 249H148L147 251H146ZM157 249H158V251H157ZM169 249H170V251H169ZM202 249V250H201ZM217 249H219L218 251H216ZM225 249V250H224ZM226 249H229L228 251H230V250H232V251H230V252H233V251H238V257L239 256H244L243 258H245L246 256H249L248 258H246L245 259V261L244 260H242L241 258L242 257H239V259L238 258H236L237 257V252H233L234 254H236L235 255V258L233 259V256H234V254H232V253H230V255L228 254L229 252L226 250ZM239 249V250H238ZM14 250L15 252H12V251ZM17 250V251H16ZM27 250V251H26ZM64 250V251H63ZM84 250V251H83ZM134 250V251H133ZM140 250V251H139ZM150 250H152V251H150ZM167 252H166V251ZM190 250V251H191ZM199 250H201V251H199ZM246 250H248V252L246 253ZM251 250V252H253L254 251V255H251L252 253L251 252H249ZM253 250V251H252ZM19 251H21V252H19ZM25 251V252H24ZM71 252L70 254L71 255H69V252ZM76 251V252H75ZM115 251V252H114ZM118 251H120V253L118 252ZM132 251V252H131ZM136 251V252H135ZM142 251V252H141ZM148 251H149V253H150V255H149V253H148ZM162 251V252H161ZM172 251V252H171ZM207 251V252H206ZM221 251H226V252H221ZM241 253H243L242 255L240 254V252ZM2 252V254H3V256H2V254L0 253V255L2 256V259H0V264L2 263V264H5V260H7V264H8V262H9V264L10 263H14L15 264V261H11V257L10 256H6V254H4ZM75 252V253H74ZM85 252V253H84ZM122 252H124V253H122ZM134 252V253H133ZM160 252V253H159ZM168 253V254H165V253ZM176 252H177V254H179L178 256L180 257V255L183 257V259H181V258H179V260H177L178 258V256H177V254H176ZM186 252V253H185ZM256 252H258V253H256ZM264 252V251H263ZM18 253V254H17ZM63 254V256H62V254ZM66 253V254H65ZM81 253V254H80ZM108 253H110V254H108ZM113 253V254H112ZM118 253V254H117ZM126 253H127V255H126ZM130 253V254H129ZM142 253V254H141ZM146 253V254H145ZM151 253H152V256H151ZM183 253H185L184 255H182ZM219 253L220 254H222L223 253V255H225V254H227V255H225V257H222V255H219ZM244 253H246V254H244ZM249 253V254H248ZM14 254V255H13ZM20 254H21V256H20ZM25 254V255H24ZM29 254V255H28ZM87 254H89V255H87ZM121 254V255H120ZM125 254V255H124ZM136 254H139V255H137V256H140V257H135L136 256ZM161 254H163V255H161ZM165 254V255H164ZM231 254L233 255V256H231ZM255 254H256V256H255ZM262 254V253H261ZM260 254V255H261ZM57 255V256H56ZM84 255H86V256H84ZM110 255V256H109ZM112 255H114V256H112ZM120 255V256H119ZM123 255V256H122ZM129 255V256H128ZM143 255V256H142ZM145 255V256H144ZM263 255H264V253H263ZM262 255V256H263ZM4 256H6V257H4ZM20 256V257H19ZM25 258H24V257ZM30 256V257H29ZM50 256V257H49ZM63 258H62V257ZM76 256V257H75ZM85 258H84V257ZM91 257V258H89V257ZM106 256V257H105ZM109 256V257H108ZM149 256V257H148ZM167 258H166V257ZM214 256V255H213ZM219 256H221V257H219ZM230 256V257H229ZM251 256V257H250ZM252 256L254 257V260L251 262L249 259L251 258V260L253 259L252 258ZM29 257V258H28ZM104 257H105V259H104ZM113 257V258H112ZM115 257V258H114ZM122 257V258H121ZM163 257V258H162ZM176 257V258H175ZM200 257V256H199ZM199 257H198V259H197V261H199L200 259H199ZM256 257V258H255ZM258 257H259V255H258ZM1 258V257H0ZM9 258V259H8ZM16 258V259H17ZM21 258V259H20ZM24 258V259H23ZM60 258V259H59ZM69 258V259H68ZM74 258H76V259H74ZM107 258V259H106ZM108 258H111V260L110 259H108ZM117 258V259H116ZM132 258V259H131ZM135 258V260H133ZM146 258V259H145ZM151 258H155V259H151ZM167 259V261H166V259ZM189 258H187L186 259V261H184V262H182V264H186V262L189 264V260L190 261H192V264L194 263V261L196 262V263H198V264H200L199 262H197L196 261V259L193 261V260H191V259H189ZM211 258V257H210ZM211 258V259H212ZM63 259V260H62ZM68 259V260H67ZM81 259V260H80ZM86 259V260H85ZM119 259V260H118ZM145 259V260H144ZM162 259V260H161ZM180 259H181V261H180ZM210 259V260H211ZM216 259H217V261H216ZM223 259V260H222ZM250 261V262H248V260ZM258 259V260H257ZM9 260V261H8ZM12 260H15V259H12ZM21 260V261H20ZM60 260H62V261H60ZM74 260H76V261H74ZM94 260V261H93ZM116 260V261H115ZM130 260H131V262H130ZM133 260V261H132ZM140 260H141V263H140ZM151 260V261H150ZM157 260V261H156ZM158 260H160V261H158ZM242 260V261H241ZM109 261H111V262H109ZM115 261V262H114ZM123 261V262H122ZM138 261V262H137ZM148 261H149V263H148ZM156 261V262H155ZM224 261V262H223ZM262 261L264 262V259L262 258ZM73 262V263H72ZM135 262V263H134ZM207 262V263H208ZM208 263V264H209ZM162 264H164V263H162ZM262 264V263H261Z\"/></svg>", "mask_w": 264, "mask_h": 264}, {"label": "bare ground", "instance_id": "bare-ground-1", "mask_svg": "<svg viewBox=\"0 0 264 264\" xmlns=\"http://www.w3.org/2000/svg\"><path fill=\"white\" fill-rule=\"evenodd\" d=\"M40 1V0H39ZM65 1V0H64ZM111 2H112V9H111V11L112 12H114V11H116V10H122V11H124L127 7L128 8H132V9H134V7H136L137 6V4H138V6H139V4L141 3L139 0H110ZM155 1V0H154ZM31 2V1H30ZM66 2V1H65ZM64 2V3H65ZM84 2V1H83ZM64 3H63V1H61V0H41V4H43V5H45V6H49V7H51L52 9H54V11L56 10V9H59V8H61V7H65L64 6ZM69 3H71V2H69ZM68 2L66 3V4H69ZM65 4V5H66ZM20 6H22L21 4H19ZM156 5V4H155ZM159 5H161V8L163 9V11H164V13H167V18H164V17H162V20H167V22H169L170 23V21L172 20V18L174 19V16H179V17H181L182 19H178L177 17H176V19H178V20H181V21H183L182 23H179V22H181V21H179L178 23H176V24H181V25H178V26H175L173 29H172V33H170L171 35H172V38L173 37H175L174 39H176L177 38V40H178V42H176V44H171V43H169V42H167V43H165L164 45H157L156 44V48H158V53H159V55L157 56V58L155 59V56L154 57H150V62H149V66H148V68H150L151 70H152V68H154L153 66H151L152 64H151V62L152 63H154V61L155 62H157V59H159V62H161V61H164V63H166L167 65H168V68H167V70H169L168 72H170V76L171 75H173L174 76V78H173V80L175 79L176 80V82L174 83V84H172V85H178V86H176L175 85V88L176 89H178V90H175V88H174V86H173V89L175 90V91H179V89H181V88H183V87H185V89H186V87H189L190 86V84H191V82H190V79H191V77H192V74L193 73H195L194 74V77L196 76V73L198 74H200V72L201 73H203V72H206L208 75H209V79H210V86H211V88H210V86H209V88L211 89H209V88H205L207 91H208V89H209V91H210V93H208V94H204V93H201V94H203L204 96L205 95H210L211 93H213V94H211V96L212 97H210L211 98V103H210V109L209 110H211V112L210 113H208V114H206V112H205V108H208V107H206V106H204V107H202L201 106V102L203 101H201L200 100V98H199V100H200V102H199V105H200V107H202L201 109H203L204 108V114H203V112L202 113H200V111H201V109L200 108H198V105H196L195 103H192L193 101H198L197 99H198V97L199 96H197L196 95V97L195 98H191L190 99V97H192V96H185L184 97V99H185V101H186V103L189 105V106H187V108H186V104L184 105H182L181 103H183L182 101L184 100L183 99V97H182V94H186V95H189V92L187 93H185L182 89H181V91L180 92H184V93H180L179 94V92H178V94L176 95V96H178V98L179 99H181L180 101V103H179V105L181 104V108L183 107V109H181V110H179L177 113L176 112H174L173 114H172V111H174V110H177V106H179L178 104L177 105H175L174 107H171V108H175L174 110H172L171 108V115H167V116H165L167 113H165L166 111L164 110V108L162 109H160V107H157L158 109H160V110H162V111H160V112H162V113H165V115H163L162 116V114L158 111L157 113L159 114H161V116H159V117H162V118H164L163 119V121L165 120V118H166V122H167V124H169L170 123V126H169V128L171 127V125L177 130V129H179V130H177V131H179L180 132V134H179V136H175L174 134V137H175V139H178L179 137H180V135H181V137L180 138H184V139H187V142H188V140L189 139H191L192 138V136L194 137V135L192 134L194 131H196L197 129L199 130L198 132H200L201 133V135L203 134H205V133H207V132H209L210 131V133H211V130H210V125L212 124V125H215V127H220V129H219V131L220 132H222L221 131V128H225V125H224V123L226 122L227 123V120L223 123V118L224 117H221V115H220V113H222L223 111H222V109H224L225 107L221 104V96L223 95V94H230L231 92V95L232 96H235L236 94V90H240V89H242L243 88V86H244V90H245V85H244V83L245 84H247V88H246V90L245 91H243V89L240 91V93L241 94H243V93H245L246 92V95H247V91L249 92V89H252V88H249V86L251 85V87H253V83L255 82V84L257 85V83H258V85H257V87H256V89L254 90L253 89V92L251 93V94H253V98H256L257 100H259L260 101V103H259V106L257 105V108L261 111V113H260V115H261V117L260 118H264V0H161V4H159ZM86 6V5H85ZM68 6H66V8H67ZM84 7V6H83ZM82 7V8H83ZM81 8V9H82ZM141 8V7H140ZM144 8H146V7H144ZM139 9V8H138ZM60 10V9H59ZM156 10H158V9H156ZM121 11V12H122ZM126 11V10H125ZM78 12V11H77ZM85 12V11H84ZM86 12L89 14V15H91V14H96L95 12H90L89 11V9L88 8H86ZM146 12V11H145ZM82 12L80 11L79 13H78V15L79 14H81ZM115 14V13H114ZM146 14V13H145ZM36 15V14H35ZM34 15V16H35ZM159 15H160V13H159ZM158 15V17H160ZM166 15V14H165ZM34 16L33 15H31L30 13H28V12H24V18H25V20L26 21H29V22H31L30 20H32L33 18H34ZM126 16V15H125ZM137 16L138 17H143L144 16V12H143V10H139V12H138V14H137ZM127 17V19H129L128 18V16H126ZM172 17V18H171ZM252 17H255V18H253V19H256L255 21V23H254V25L252 26V25H250L251 27H247V26H245V25H247V24H245V25H243L246 21H248V23H250V18H252ZM36 18V17H35ZM184 18V19H183ZM113 19V18H112ZM252 19V20H253ZM23 20V19H22ZM24 20V21H25ZM111 21H113V20H111ZM124 21V20H123ZM176 21V20H175ZM12 22V21H11ZM125 22L126 21H124V22H122L121 20H118L117 21V26H118V23H119V25L120 26H123L124 27V25H125ZM177 22V21H176ZM252 23H253V21H251ZM28 23V22H27ZM26 23V24H27ZM18 24H23L22 23V21H21V23H19L18 22ZM25 24V25H26ZM29 24V23H28ZM27 24V25H28ZM32 24V23H31ZM31 24H29L30 26H32ZM251 24V23H250ZM249 25V24H248ZM22 26V25H21ZM21 26H19L18 25V28H17V25L14 23V24H11V26L9 25V27L11 28V33L14 31V34L13 35H18V33L19 32H21L22 33V37L24 36L23 35V31L22 30H26V28L25 27H27V26H22L23 28H22V30L20 29L21 28ZM34 26V25H33ZM20 27V28H19ZM29 27V26H28ZM35 28V27H34ZM20 29V31H18V30ZM28 29V28H27ZM29 31L27 30V38H25L26 37V34H25V37H24V39H23V41H24V43H25V49H26V52L29 54V55H43V56H47L48 57V60L50 59V60H52L53 61V63L54 62H57V64L56 65H58V63H59V65L58 66H60V65H62V66H64V67H68V66H77V65H80V62H81V59L83 60L84 58V56L82 57V52H84V53H87V54H89V53H93V51H91L92 49H90V45L89 46H87V47H84L83 46V48H82V46H80V45H82L83 44V40L84 39H77L78 41L80 40V43H78L77 42V40H75L74 39V44H73V41H72V43L70 44V42L71 41H65V40H59L60 38H58V37H56V38H52V39H50V40H48V38H46V37H41L40 36V34L37 32V30L38 29H36V30H34L33 29V27H29ZM88 29H90L89 27H88ZM34 30V31H33ZM86 30V29H85ZM93 30V29H92ZM92 30H90V32H92ZM16 31H18V33L17 34H15V32ZM84 31V30H83ZM87 31V30H86ZM89 31V30H88ZM87 31V32H88ZM89 32V33H90ZM21 33H20V35H21ZM93 33H90V34H88V35H92ZM152 34V33H151ZM168 34H169V31L168 32H162V34L159 32V33H154L152 36V38L153 39H150V37H148V39H150V42L152 41V40H161V39H163V37L165 38V37H167L168 36ZM92 36H94V35H92ZM91 36V37H92ZM149 36V35H148ZM189 36H192V37H195L194 38V40L192 39V41H190V40H185L186 38H188ZM89 37V36H88ZM192 37H190V39L192 38ZM16 39H17V37H15ZM20 40L19 41H22V39L20 38V37H18ZM45 38V39H44ZM184 38V39H183ZM25 39H29V40H27V41H29L28 43L27 42H25L26 40ZM47 39V40H46ZM62 39V38H61ZM93 39V38H92ZM90 40V38H88V41H87V39H85L84 40V45L85 44H87V42H90L91 43V41L93 42V44H94V46H95V48H94V51L96 50V48H97V51L99 52V45H98V43H96L95 44V42H94V40ZM148 39H146V40H148ZM184 40V42H182L183 40ZM15 39L13 38V41H14ZM18 40V39H17ZM180 40H182V41H180ZM197 40H199V41H201L202 40V42H199L198 44H196L197 42ZM22 41V42H23ZM64 41V42H63ZM85 41H86V43H85ZM154 41V42H155ZM189 42V43H186V42ZM15 42V41H14ZM17 42V41H16ZM153 42V43H154ZM196 42V43H195ZM18 43V42H17ZM82 43V44H81ZM90 43H88V44H90ZM157 43V42H156ZM87 44V45H88ZM93 44H91V45H93ZM98 45V46H97ZM93 46V47H94ZM92 47V48H93ZM0 49H2L1 51H0V59H2V60H5L6 58L8 59H11L12 60V62L10 63V64H12L11 65V67H9V69L8 70H4L5 72L7 71V74L5 73V72H0V142H4V145H5V143H8V145H13V146H24V147H26V150H25V152H24V154H27V156H25V157H23L22 159H20V161H15V160H13L12 158H10L11 157V153L10 154H8V155H10V157H8V156H5V155H3L2 153H0V215H3L4 213H9V211H11L12 209H14V210H17V209H19V208H23V207H27V206H31L32 204L34 205L35 203H38V202H50V201H54V200H59V199H61V198H63V196L65 195V194H69V191H72L74 188H78V187H81V186H83L84 185V183L85 182H87L88 181V179L90 180L91 178V176H94V175H96V174H99V173H106V176L104 177V182L105 183H107L108 185H111V186H113V185H115V184H124V185H127V184H134V183H137V184H139V182H141V181H145V180H152V179H154V181H153V183H152V185L150 186V187H148V188H145L146 190H147V192L148 191H150V190H152L154 187H155V185H156V181L158 182L159 180H161L160 179V177L161 176H154V174H152L151 172H149V171H144V172H139V173H137V172H135V170H131L129 167L127 168H125V167H105L104 165V162L105 161H103V159L102 158H100V156L101 155H103V153H108V154H117L119 151L117 150V148L118 147H121V146H123V148H125V150H126V153L128 154V153H130V152H133L134 153V151L135 150H132V149H135V145H138V139H140V134H142L143 133V135H145L146 137H147V139L148 138H150V140L151 139H155L154 138V136L153 135H156V134H153V130H155L156 128L155 127H153V126H156V125H153L152 126V124H151V127H149V123L147 122L148 120L149 121H151L152 119H153V117H149V116H151L152 114H148L149 112H150V109H147L148 108V106H150V104H151V106H152V100H154L156 97L155 96H153V94H152V97H153V99H151V98H146V100H145V102H143L142 103V101L138 104L137 103V101H136V99H135V101H136V104H138V107L137 106H135V107H133L134 105H136V104H134V98L132 99V98H129L127 95H125V96H127V97H122V99L123 98H125V99H129L130 101H131V103L130 102H128V103H130L131 105H129V106H131V107H129V109H128V111H129V113H128V111H127V109H126V111H127V113H126V111H123L122 113L125 115V116H127V114H129L130 115V117H128L129 118V122L127 123V122H125L124 120H123V116L121 117V115H117V113L116 114H111L112 112H110L111 111V105H112V102H114L117 98H119L120 97V95L121 94H123V95H121V96H124V94H125V92L127 91L128 92V90H130V89H132L133 90V87H135V83L136 82H134V81H136V80H134L132 77H133V75H132V79L134 80V81H132V79H130L129 78V74H127V75H121L122 73H120V74H118V75H116V74H114V73H111V75H105V76H103V77H101L102 79H103V81L101 82V86L102 87H104L105 88V91H106V89H108L109 91H107V93H104L103 95H102V97L103 98H105V100H103V98H101V99H99V97H98V95L95 93V91H94V89H95V87H96V85L95 84H89V85H83V86H81V84L80 85H78L77 83H76V81H74L73 79H69L68 80V78H70V76L66 79V80H64L63 82H60L59 80H55L52 76H45V78L43 77V71L42 70H40L39 71V69H37V67H35V62H32V63H29V64H31V65H29L28 63H26V64H28L27 66L28 67H30V68H32V70L33 71H31V73H30V71L29 70H27L28 69V67H26V65H24L25 67H23V71L19 68V66H21V64L19 63V61L17 60V59H12L11 58V56H10V54L8 55V53L5 51V50H3V48H1L0 47ZM5 49V48H4ZM18 49H21V47H18ZM196 50V52H197V49H199L198 51H200V53L198 54V55H195L196 54V52H195V56H196V58H197V60H196V65L194 66V63H192L193 64V66H191V65H189V67L190 68H188L186 65H188V64H186V53H188V50H189V52H190V50ZM84 50V51H83ZM193 50H192V52H190L188 55H190L191 53H193ZM97 52V53H98ZM80 53L82 54V55H80ZM95 53V52H94ZM100 54V53H99ZM98 54V55H99ZM85 55V54H84ZM91 55V54H90ZM89 55V56H90ZM187 55V56H188ZM88 56V55H87ZM86 56V57H87ZM88 56V57H89ZM92 56H94V55H92ZM91 56V57H92ZM95 56H97V55H95ZM185 56V59H183V57ZM190 56H192L193 57V59L195 60V58H194V56L191 54ZM46 57V58H47ZM190 58V60L189 61H191V57H187V60ZM6 59V60H7ZM89 59V58H88ZM192 59V61L191 62H193L194 60ZM1 60V61H2ZM182 60H185L184 61V64H182L183 62H182ZM3 63H4V61H2ZM158 62V63H159ZM195 62V61H194ZM85 63V62H84ZM106 63H107V61H106ZM105 63V65H108L110 62L108 61V64H106ZM162 64V66L163 65H165V64ZM37 64V63H36ZM3 65V64H2ZM2 65H0V66H2ZM83 65V64H82ZM102 65H104V63H102ZM159 65V64H158ZM167 65H165V66H167ZM32 66V67H31ZM87 66V65H86ZM96 66V65H95ZM88 67V66H87ZM98 65L96 66V68H95V70L98 72V73H101L102 75H103V70H104V67L102 66H99L98 68ZM112 67V66H111ZM156 67V66H155ZM159 67V66H158ZM187 67V68H186ZM13 69V70H11V69ZM25 68H26V70H25ZM84 68H85V66H84ZM91 68H93V67H91ZM121 68V67H120ZM161 68V67H160ZM0 69H2V67L0 68ZM20 69V70H19ZM67 69V68H66ZM80 69H81V67H80ZM155 69V68H154ZM165 69V68H164ZM11 70V71H10ZM31 70V69H30ZM94 70V69H93ZM94 70V71H95ZM145 70V69H144ZM143 70V71H144ZM166 70V71H167ZM0 71H2V70H0ZM10 71V72H9ZM26 71V72H25ZM85 71V70H84ZM113 71V70H112ZM115 71H117V70H115ZM122 71V70H121ZM147 71V70H146ZM154 71H156V70H154ZM153 71V72H154ZM161 71H163V70H161ZM11 72H12V74H11ZM127 72V71H126ZM158 71H156V73H157ZM167 72V73H168ZM98 73H96V74H98ZM125 73V72H124ZM128 73H129V71H128ZM138 73V72H137ZM9 74V75H8ZM101 74H100V76H101ZM106 74V73H105ZM110 74V73H109ZM169 74V73H168ZM139 75V74H138ZM146 75V74H145ZM144 75V76H145ZM149 75V74H148ZM167 75V74H166ZM202 75H204V74H202ZM120 76H123V77H126V79L125 78H123V77H120ZM130 76H131V74H130ZM136 76V75H135ZM141 76H143V75H141ZM147 76V75H146ZM172 76V77H173ZM72 77V76H71ZM138 77V76H137ZM73 78V77H72ZM118 78H119V83H118ZM122 78V80H120ZM135 78V77H134ZM142 78V77H141ZM167 78V77H166ZM169 78V77H168ZM196 78L197 79H200V77H197L196 76ZM202 78V77H201ZM203 78H204V76H203ZM203 78H202V81H203ZM254 78H256L257 80H259V82L256 80V79H254ZM124 79V80H123ZM138 79V78H137ZM165 79V78H164ZM163 79V81L162 82H165V80ZM252 79H254V80H252ZM143 80V79H142ZM145 80V79H144ZM149 80V79H148ZM166 80H168L169 81V83H170V80L169 79H166ZM172 80V81H173ZM204 80H206V82H207V79H204ZM249 80H252V81H254V82H252V84H251V82H249V84L247 83ZM197 82H198V80H196ZM200 81V80H199ZM145 82V81H144ZM206 82L204 81V83L206 84ZM140 83V82H139ZM160 83V82H159ZM169 83H166L165 82V84H169ZM200 83V82H199ZM208 83V82H207ZM208 83V84H209ZM137 84V83H136ZM162 84V83H161ZM160 84V85H161ZM197 84V83H196ZM201 84V83H200ZM202 84H203V82H202ZM254 84V85H255ZM149 85V84H148ZM172 85H168L167 87H170V88H168V93L169 92H171V87H172ZM194 85V84H193ZM207 85V84H206ZM204 86V84L203 85H200L201 86V88H200V86H198V88H199V90L200 89H202V88H204V87H208V86ZM255 85V86H256ZM81 86V87H80ZM114 86V88H115V86L117 87V90H116V92H117V94L112 90L113 87ZM164 86V85H163ZM179 86H181V87H179ZM204 86V87H203ZM100 87V86H99ZM140 88L138 89V90H140L141 89V85L139 86ZM145 87H147V86H145ZM152 87V86H151ZM177 87H179V88H177ZM136 88H138V87H136ZM159 88V87H158ZM212 88H213V91H212ZM249 88V89H248ZM103 89V88H102ZM116 89V88H115ZM135 89V88H134ZM146 89V88H145ZM147 89H148V87H147ZM160 90H162V88H161V86H160V88H159ZM184 89V88H183ZM188 89V88H187ZM197 89V88H196ZM248 89V90H247ZM137 90V91H138ZM164 90H165V88H164ZM173 90V91H174ZM199 90H197V92L199 91ZM239 90H238V93H239ZM137 91H136V93H137ZM167 90H165V93H167L166 92ZM185 91H187V90H185ZM189 91V90H188ZM201 91V90H200ZM202 91H203V89H202ZM212 91V92H211ZM252 91V90H251ZM126 92V93H127ZM134 92V91H133ZM140 92H142V91H140ZM162 92L163 91H161V92H159V93H161L162 94ZM204 92V91H203ZM233 92H235V93H233ZM131 93V92H130ZM135 93V92H134ZM164 93V92H163ZM167 93V94H168ZM172 93H175V92H172ZM171 93V95L173 96V94ZM199 93V92H198ZM206 93V92H205ZM237 93V94H238ZM239 93V94H240ZM128 95H129V93H127ZM233 94H235V95H233ZM240 94V95H241ZM250 94V93H249ZM250 94V96H252ZM117 95H119V97L117 96ZM133 95V94H132ZM141 95V94H140ZM144 95V94H143ZM145 95H147V94H145ZM166 94H163V97H160V99H162V101L164 100L163 98H165V99H168V100H170L169 98H167V97H171V95H170V93L168 94L169 96H165ZM179 95L181 96V97H179ZM240 95H238V96H240ZM245 95V94H244ZM147 96H149V95H147ZM184 96V95H183ZM203 96V97H204ZM207 96V97H208ZM237 96V95H236ZM243 96V95H242ZM130 97H131V95H130ZM134 97V96H133ZM146 97V96H145ZM155 97V98H154ZM186 97H188L190 100H191V104H190V100L188 99V101H187V99H186ZM194 97V96H193ZM206 97V98H207ZM241 97V96H240ZM197 98V99H196ZM223 98V97H222ZM157 99V98H156ZM155 99V100H156ZM159 99V98H158ZM157 99V100H158ZM208 99V98H207ZM206 99V100H207ZM226 99V98H225ZM224 99V100H225ZM227 99H230V98H227ZM256 99H254V100H256ZM119 100V99H118ZM156 100V101H157ZM168 100H166V103L165 102H163V103H165L166 105H167V101ZM171 100H176V101H179V100H177V99H175V97L174 98H172ZM208 100H210V99H208ZM224 100H223V102H224ZM256 100V101H257ZM102 101H103V103H102ZM126 101V100H125ZM132 101H134V102H132ZM139 101V100H138ZM162 101L160 100V104H162ZM184 101V102H185ZM226 101V100H225ZM116 102V101H115ZM114 102V103H115ZM121 102V101H120ZM170 102V101H169ZM168 102V104L170 105V103ZM173 102H175V101H173ZM172 102V105L173 104H176L177 102H175V103H173ZM210 102V101H209ZM228 102H229V100H228ZM228 102H227V104H228ZM123 103H124V101H123ZM128 103H127V106L125 107V108H127L128 107ZM142 103V104H141ZM156 103V102H155ZM198 103V102H197ZM258 103V102H257ZM164 104V106H165V109H167V107H166V105ZM226 104V105H227ZM124 105V104H123ZM122 105V106H123ZM139 105H140V108H139ZM169 105H167L168 106V108L170 107ZM171 105V106H172ZM202 105H204V104H202ZM225 105V106H226ZM230 105V104H229ZM228 105V107H231V105L229 106ZM125 106V105H124ZM147 106V107H146ZM154 106V105H153ZM163 106V107H164ZM224 108H223V107ZM246 106V105H245ZM248 106V105H247ZM82 107H87V108H89L90 109V111H91V113H92V116L94 117V118H96V120L98 119V120H100V121H102L103 123H102V125H101V123H98V124H95V125H91V124H88L87 122H85V120H89V118H86L85 120H83V122H82V124L80 125V124H78V126H77V124H76V122H74L73 121V117H75L74 116V114H75V112L76 111H78V109L79 108H82ZM117 107V106H116ZM116 107H115V110H117L118 109V107H119V105H118V107H117V109H116ZM133 107V108H132ZM141 111H138V109ZM243 106H241V108H242ZM125 108L123 109V110H125ZM134 108H136V109H134ZM156 108V107H155ZM156 108V109H157ZM180 108V107H179ZM243 108H245V107H243ZM247 108H249V106L247 107ZM153 108H151V110H152ZM156 109H154L153 111H154V113L158 110H156ZM250 109H252L251 107H250ZM257 109V110H258ZM83 110H85L84 108H83ZM114 110V111H115ZM119 110H120V108H119ZM121 110H122V108H121ZM148 110H149V112H148ZM156 110V111H155ZM163 110L165 111V112H163ZM200 110V111H199ZM226 110V109H225ZM227 110H229V109H227ZM256 110V111H257ZM81 111V110H80ZM118 111V110H117ZM136 111H138V112H136ZM169 111V110H168ZM248 111V110H247ZM250 111H252V110H250ZM250 111H249V113H250ZM89 112V111H88ZM116 112V111H115ZM220 112V113H219ZM226 112V111H225ZM228 112V111H227ZM253 112V111H252ZM77 113V112H76ZM91 113H90V115H91ZM122 113H119V114H122ZM153 113V112H152ZM170 113V112H169ZM257 113H258V111H257ZM88 114V113H87ZM122 114V115H123ZM259 114V113H258ZM257 114V115H258ZM155 115V114H154ZM208 115V116H207ZM223 115H225V114H223ZM252 115V114H251ZM250 115V116H251ZM256 115V116H257ZM78 116V115H77ZM157 118H158V116L157 115H155ZM254 115H252V117H253ZM252 117H250L251 119H252ZM259 117V116H258ZM257 117V119H259ZM126 118V117H125ZM150 118H152L151 120H150ZM157 118H155V119H157ZM161 118V119H162ZM225 118H226V116H225ZM254 118H255V121H258L257 119H256V117L254 116ZM253 118V119H254ZM263 118L261 119V120H263ZM79 119H80V117H79ZM160 118H158V120H159ZM227 119V118H226ZM76 120V119H75ZM78 120V119H77ZM81 120V119H80ZM79 120V121H80ZM126 120H127V118H126ZM158 120H156L157 121V123H158ZM260 120V119H259ZM72 121V123L74 122V124H76V127H79L78 129H73V128H71L70 127V122ZM79 121H77L78 123H79ZM155 121V120H154ZM160 121V120H159ZM252 121V120H251ZM166 122H164V123H166ZM248 122V121H247ZM156 122H154L153 124H155ZM156 123V124H157ZM160 124H161V122H159ZM163 123V124H164ZM229 123V122H228ZM226 124V125H229V124ZM245 123V122H244ZM255 123V122H254ZM108 125V129L109 130H112V131H110L109 133H107L105 130H106V128L104 127V125ZM162 124V125H163ZM243 124V123H242ZM251 125L252 123H248L247 125ZM73 125V124H72ZM71 125V126H72ZM80 125V126H79ZM142 125H143V127H142ZM158 125V124H157ZM167 126V127H168ZM231 126V125H230ZM73 127V126H72ZM75 127V126H74ZM102 129H101V128ZM134 127V129H135V127H136V130H135V132L133 131V132H131L130 133V131H132V129L131 130H129L130 128H133ZM154 129H153V128ZM161 127V126H160ZM160 127H158V128H160ZM165 127H166V125H165ZM167 127H166V134L167 135H169L170 133H168V130H167ZM172 127V128H173ZM213 127V126H212ZM70 128V129H69ZM128 128V129H127ZM162 128V127H161ZM168 128V129H169ZM235 128V127H234ZM249 128V127H248ZM162 129H164V127L162 128ZM175 129L174 130H172V131H175ZM211 129H213V128H211ZM227 129V128H226ZM231 129V128H230ZM250 129V128H249ZM255 129L257 130V132H255V133H257L256 134V136L257 135H259L258 134V130H261L262 132H263V130H264V123H259V124H257V125H255ZM127 130H129V131H127ZM171 130H169V131H171ZM227 130H229V129H227ZM252 130H254V129H251L250 130V132H249V130L247 129L246 131V134L247 133H250V134H253V133H251L252 132ZM160 131H161V129H159V131H157V133L159 132V134H161L160 133ZM176 131V132H177ZM213 131H215V130H213ZM260 131V132H261ZM155 132H156V130H155ZM164 132V133H165ZM229 132V131H228ZM236 133V132H238L239 134H241V132H243L242 130H240V132H239V130H237L236 128H235V131H234V129H233V131H232V129H231V132L230 133ZM173 133H175V132H173ZM196 133V132H195ZM215 133V132H214ZM226 134H224V137H226L227 139L229 138L228 137V133L227 132H225ZM235 133H234V135H235ZM165 134V135H166ZM237 134V133H236ZM239 134H237V135H239ZM243 134V133H242ZM246 134H243V137H244V140H245V136L244 135H246ZM263 134H264V132H263ZM262 134V135H263ZM176 135H177V133H176ZM201 135H199L198 134V137L200 136V137H202ZM209 135V134H208ZM208 135H205V137L206 138H208ZM214 135V134H213ZM217 135V134H216ZM225 135H227V136H225ZM231 135V134H230ZM234 135H231V137H234L235 138V136ZM248 135V137H249V134H247ZM261 135V133H260V137L262 136ZM212 136V135H211ZM211 136L209 137V138H211ZM252 136V135H251ZM144 137V136H143ZM161 137H163V138H166V137H164V134H162V136ZM195 137H197V136H195ZM204 137V136H203ZM204 137V138H205ZM213 137H215V136H213ZM242 137V136H241ZM258 137V138H257ZM256 137V139H260V137L259 136H257ZM170 138V137H169ZM179 138V139H180ZM225 138V139H226ZM87 139H90V141H91V139H95L94 140V142L93 143H88L89 142V140H88V142L86 141ZM123 139H127V140H129L130 139V142H131V144L133 145V148H132V145L128 142H126L125 143V140H123ZM144 139H145V137H144ZM142 137H141V141H139V143H141V144H144V146L146 145V144H150V141L147 143H145L144 141H146L147 139H145L144 140ZM158 139V137L155 139V140H157ZM168 139V138H167ZM171 139H173V136L171 137ZM179 139H178V141H179ZM193 139V138H192ZM201 139V138H200ZM212 139H214V138H212ZM243 139V138H242ZM253 139V138H252ZM254 139H255V135H254ZM144 140V141H143ZM152 140V141H153ZM162 140H164V139H162ZM166 140V139H165ZM237 141H238V138L236 139ZM243 140V141H244ZM161 141V140H160ZM168 141V140H167ZM184 141V140H183ZM182 141V142H183ZM236 141V142H237ZM242 141V140H241ZM243 141L241 142V143H243ZM245 141H247V145H248V141H249V139L247 140V138H246V140ZM251 142H252V140H250ZM156 141H154L153 143H155ZM162 142V141H161ZM160 142V144H162ZM181 142V141H180ZM181 142V143H182ZM186 141H184V143H185ZM190 142V141H189ZM238 142H240V141H238ZM250 142V143H251ZM178 144H181V143H179V142H177ZM240 143V144H241ZM246 143V142H245ZM249 143V144H250ZM0 144H3V143H0ZM140 144V145H141ZM156 144H159V140H157V142H156ZM159 144V145H160ZM238 144V143H237ZM252 144V143H251ZM254 144V143H253ZM252 144V145H253ZM4 145H1V146H4ZM8 145H7V147H8ZM152 145H154L155 146V144H152V142H151V147H152V149H151V151L152 150H154V151H156L157 149H153V147L154 146H152ZM182 145V144H181ZM187 144H185L182 148H184L185 149V146H186ZM242 145V144H241ZM245 145V144H244ZM244 145H242V146H240V145H238L237 146V149L236 150H234L233 152H232V150H229V152H227V150H225V149H221L220 150V153H219V151L217 152L218 153V157H220L219 158V160L221 159V161H223V163H224V167L226 166L227 168H229V163L231 162V160H236L237 162H239V165L241 166L243 163H241L242 162V160H243V158H246L247 156L246 155H248L249 153H248V149H252L253 147H251V148H249L248 147V149H246L245 148V146ZM246 145V146H247ZM135 146V147H134ZM147 146V147H146ZM145 146V149L147 148L148 149V151L150 150L149 148H150V145H149V148H148V145H146ZM160 146H167V145H165V144H163V145H160ZM177 146V145H176ZM244 146V147H243ZM254 146V145H253ZM138 147H140V146H137V149H138ZM141 147H143V145H141ZM140 147V149L142 150V148ZM163 147V148H164ZM222 146L221 145H218V149H220ZM257 147V146H256ZM256 147H254V148H256ZM1 148V147H0ZM11 148V147H10ZM129 148H130V150H132V151H129ZM144 148V147H143ZM155 148V147H154ZM160 148V147H159ZM162 148V149H163ZM6 149V148H5ZM13 149H15V147L13 148ZM19 149V148H18ZM18 149H17V152H18ZM162 149L160 148V152H162ZM175 149H177L178 150V148H175ZM183 149V150H184ZM256 149H260L259 147L258 148H256ZM2 150H3V148H2ZM10 150V149H9ZM7 151V149L5 150V151H7L8 153L10 152V151ZM121 150V149H120ZM144 150V149H143ZM142 150V151H143ZM164 150H165V148H164ZM180 150H181V146H180ZM183 150H181V151H183ZM224 150V151H223ZM13 151V150H12ZM20 151V150H19ZM23 151V150H22ZM41 151V152H40ZM127 151H129V152H127ZM137 151H139V150H137ZM154 151H152V152H154ZM158 151V153L160 154V152ZM180 151V152H181ZM222 151V152H221ZM252 151H254V150H252ZM251 151V152H252ZM256 151V150H255ZM258 151V150H257ZM260 151H262V149H260L259 150V155H258V153H256V152H254V155L256 156V155H258V156H261V152ZM14 152V151H13ZM21 152V151H20ZM49 152H51L52 154L53 153H55L56 155H63V156H65L66 158H68V159H62L61 157V159L62 160H60V161H50V160H45V159H43V160H41V157L39 156V155H42V153H49ZM136 152V151H135ZM146 152V154H148L147 153V150L145 151ZM230 152H232V153H230ZM250 152V153H251ZM19 153V152H18ZM122 153V152H121ZM141 154L142 153H144V152H140ZM139 153V154H140ZM151 153V152H150ZM164 153V152H163ZM248 153V154H247ZM263 153L264 152H262V157H264L263 156ZM15 154V153H14ZM21 154V153H20ZM50 154V153H49ZM126 154V155H127ZM139 154L137 155L136 153H135V156H137V158H144L145 159V156L143 157L141 154H140V157H138L139 156ZM152 154V153H151ZM150 154V156H151V158H152V155ZM219 154H220V156H219ZM22 155V154H21ZM28 155H32V156H35V158L34 159H32V158H30V157H28ZM44 155V154H43ZM58 155V156H59ZM118 156H120V154H117ZM158 155V154H157ZM163 155V154H162ZM249 155H251V154H249ZM248 155V156H249ZM54 156V158H55V155H53ZM53 156H51V157H53ZM62 156V157H63ZM123 156H125V154L123 155ZM131 156V155H130ZM150 156L148 157V159L146 158V160L148 161V160H150L149 158H150ZM160 156H161V154H160ZM163 156H165V155H163ZM257 156V157H258ZM13 157V156H12ZM126 158H128L129 157V155H128V157L127 156H125ZM125 157H123L124 158V160H126L125 159ZM168 157V156H167ZM167 157H166V160H167ZM250 157H252V156H249V158ZM17 158V157H16ZM38 158V159H37ZM117 158V157H116ZM129 158H131L132 159V157H129ZM128 158V159H129ZM133 158L135 159V157L133 156ZM156 159L158 158V161L159 160H163V158L162 159H160L161 157H159V156H157V157H155ZM169 158V157H168ZM171 158V157H170ZM259 158V157H258ZM261 158V157H260ZM40 159V160H39ZM121 159H122V157H121ZM120 159V160H121ZM126 160L128 163H131V161H130V159L129 160ZM165 159V158H164ZM177 159V158H176ZM218 159V158H217ZM253 160H254V157L252 158ZM251 159V160H252ZM51 160H52V158H51ZM54 160V159H53ZM117 160H119V158L117 159ZM117 160H115L116 162H117ZM123 159L121 160V161H123V162H126V161H124ZM136 160V159H135ZM145 160V161H146ZM155 160V159H154ZM170 160H173V159H170ZM170 160H167V161H170ZM175 160V159H174ZM180 160V159H179ZM218 160V161H219ZM244 160H248V158H246V159H244ZM243 160V161H244ZM250 159L248 160L249 162L251 161ZM258 159H256V161H257ZM260 160V159H259ZM121 161H119V163L121 162ZM130 161V162H129ZM134 161V160H133ZM137 161V163L135 162V164H138V160H136ZM143 161V160H142ZM146 161V162H147ZM177 161H178V159H177ZM220 161V163H222ZM226 161H230L228 164H226ZM236 161H234L235 163H236ZM248 161H246V163L244 164V165H242V166H244V167H247V166H250V168H249V170H254V169H257V167L254 165L253 167H251L252 166V163L254 164L255 162H250V165H249V163L247 164V162ZM152 162V161H151ZM151 162H147V163H145L144 162V166H146V165H148V163H151ZM154 162H156V160L154 161ZM164 162H166V161H164ZM164 162H163V164H164ZM180 162V161H179ZM190 162H194L193 160L192 161H189V163ZM196 162V161H195ZM233 162V161H232ZM262 162H264L263 160H262V158H261V161H259V163L258 164H262L263 165V167H264V163H262ZM111 163V162H110ZM109 163V164H110ZM115 163V162H114ZM128 163H126V164H128ZM139 163H140V159H139ZM158 162H156V163H151L150 164V168H155V167H157L155 164H157ZM160 163H161V161H160ZM176 163V161H174V163L173 164H171V162H169V165L171 164L172 165V168L174 169L176 166L175 165H177V164H175ZM178 163V162H177ZM241 163V164H240ZM133 164H134V162H133ZM146 164V165H145ZM155 165V166H153V165ZM163 164H162V167H161V165H159L158 167L159 168H163V167H166L167 165H165V166H163ZM166 164H167V162H166ZM194 163H191V164H188V168H189V170H190V167H191V165H193ZM197 164H201L199 161H198V163ZM226 164V165H225ZM121 165V164H120ZM140 165V164H139ZM152 165V166H151ZM168 165V166H169ZM182 165V164H181ZM186 165V164H185ZM189 165H190V167H189ZM231 165V164H230ZM233 165V164H232ZM235 165V164H234ZM237 165V164H236ZM235 165V166H236ZM238 165V166H239ZM246 165V166H245ZM257 165V164H256ZM262 165H260V166H262ZM127 166V165H126ZM131 166V165H130ZM149 166V165H148ZM167 166V167H168ZM174 166V167H173ZM178 166H180V165H177V167ZM183 166H184V164H183ZM182 166V167H183ZM187 166V165H186ZM199 166V168H200V165H198ZM234 166V167H235ZM241 166V167H242ZM259 166V165H258ZM138 167V166H137ZM157 167V168H158ZM166 167V169L168 170V168H171V166H169L168 168ZM194 167H197V166H195L194 165ZM193 167V168H194ZM221 167H222V164H221ZM224 167L222 168V169H224ZM256 167V168H255ZM138 168H140V167H138ZM144 168V167H143ZM147 169H150L149 167H146ZM181 168V167H180ZM187 168V167H186ZM192 167H191V170L193 169ZM233 168V167H232ZM238 168H240V167H237V168H235V169H237L238 170ZM260 169H261V167H259ZM258 168V169H259ZM197 169V168H196ZM196 169H194V171L196 170ZM221 169V170H222ZM257 169V170H258ZM171 171H172V169H170ZM181 170V169H180ZM183 170V169H182ZM190 170V171H191ZM204 170L205 169H201V172H204ZM221 170H219V172H217V173H220V171ZM231 168H230V172H231ZM243 170H244V168H243ZM242 170V171H243ZM246 170H248V169H246ZM246 170H244V171H246ZM263 170V169H262ZM160 171V170H159ZM174 171H175V169H174ZM187 171V170H186ZM197 172H198V174H199V172H200V169H199V171L198 170H196ZM195 171V172H196ZM223 171V170H222ZM225 172H228L229 173V171H228V169H227V171L226 170H224ZM224 171H223V173H224ZM236 171V170H235ZM240 171H241V168H240ZM258 171H260V170H258ZM170 172V171H169ZM169 172H168V174H169ZM182 172V171H181ZM194 172V173H195ZM200 172V173H201ZM211 171H209L208 173H210ZM214 172V174H215V172L216 171H213ZM232 172H234V169L232 170ZM237 172H239V171H237ZM246 172H248V171H246ZM251 172V171H250ZM250 172L249 173H247V174H250ZM254 172V173H253ZM262 172V171H261ZM171 173V172H170ZM175 173V172H174ZM188 172H186V174H187ZM194 173H190V174H194ZM207 173V174H208ZM212 173V172H211ZM235 173V172H234ZM244 174H245V172H243ZM255 173H257V171L256 170H254V171H252L251 172V174L250 175H252V174H255ZM159 174V173H158ZM177 174V176L176 177H179L178 176V173H176ZM175 174V175H176ZM184 174H185V170H184ZM197 174V173H196ZM203 173H201V175H202ZM206 174V173H205ZM221 174V173H220ZM227 174V173H226ZM233 174V173H232ZM236 174H238V173H236ZM240 174V173H239ZM261 174V173H260ZM167 175V174H166ZM216 175V174H215ZM214 175V176H215ZM223 175V174H222ZM230 175V174H229ZM162 176H164V174L162 175ZM181 176V175H180ZM186 176H188V175H186ZM194 176V175H193ZM199 176V175H198ZM204 176V178H205V175H203ZM207 176V175H206ZM211 176V175H210ZM219 176V175H218ZM218 176H216V178L218 177ZM234 176V175H233ZM244 176V175H243ZM242 176V177H243ZM258 176V175H257ZM155 177V178H154ZM192 177V176H191ZM220 177V176H219ZM225 177V176H224ZM249 177V176H248ZM162 178V177H161ZM169 178V177H168ZM185 178V177H184ZM188 178V177H187ZM196 178V177H195ZM195 178H193L192 180H194ZM203 178V177H202ZM215 178V179H216ZM230 178V177H229ZM232 178V177H231ZM234 178V177H233ZM232 178V179H233ZM237 178V177H236ZM254 178V177H253ZM178 179V178H177ZM208 179V178H207ZM210 179H211V177H210ZM212 179H213V181H214V178L212 177ZM219 179V178H218ZM225 179H227V178H225ZM239 179V178H238ZM238 179H237V183L238 182H240V181H238ZM189 180V179H188ZM221 180V179H220ZM223 180V179H222ZM233 180H236V179H233ZM241 180H243V179H241ZM245 180V179H244ZM253 180V179H252ZM252 180H250V181H252ZM264 177H262V178H260L259 180H258V185L255 187H253V186H251V184H250V182L249 181H247L248 183L247 184H245V189L244 190H246L247 191V193H246V195H244L243 197H241V199L238 201V203H237V205H236V203H235V207L234 208H231V210H229V212H227L226 214H224V212H223V214H222V217H221V223L219 222V220H217L219 223H217V224H221L220 226L218 225L217 226V224H216V227L214 226L215 224H213V226L215 227V228H213V229H211V230H209L208 232L206 231V234L204 235V236H202V237H200L199 238V236H198V238H194L195 240L193 241V242H190L189 240H188V242H190V243H186V244H184V245H182V246H179L180 248H176L177 250H179L178 252H180L179 254H181L182 252H181V250L183 251V250H186L187 251V249H189V254L191 253L192 254V251H194V250H191V249H195V247L196 248H200V247H198L199 245L201 246L202 244H204V242L207 240V239H209V238H211V237H213L218 231H219V229H220V227H224L225 225H228V224H231V227L232 226H234V227H232L233 229H237V228H239L240 226H247V225H245V224H247V222L245 223V224H243V225H241V223H243V222H245L246 220H248L247 218H249V220L251 221V217H259V214H256L255 215V213H257V212H259L258 210H261L260 209V207L261 208H263L264 209V207L262 206V204L264 205ZM186 181V180H185ZM207 181V180H206ZM212 181V180H211ZM217 181V180H216ZM228 181H230V179L228 180ZM97 182V181H96ZM165 182V181H164ZM163 182V183H164ZM169 182H170V180H169ZM190 182V181H189ZM200 182V181H199ZM202 182H203V180H202ZM225 182V181H224ZM227 182V181H226ZM234 182V181H233ZM233 182H230V183H232L233 184ZM254 182H256V181H254ZM143 183V182H142ZM145 183V182H144ZM166 183V182H165ZM172 183V182H171ZM204 183V182H203ZM211 183V182H210ZM215 183V182H214ZM219 183V182H218ZM236 183V184H237ZM245 183V182H244ZM243 183V184H244ZM91 184H92V182H91ZM98 184V183H97ZM160 184V183H159ZM175 184V183H174ZM205 184V183H204ZM226 184H228V182L226 183ZM236 184H235V186H236ZM253 184H255V183H253ZM88 185V184H87ZM123 185V186H124ZM167 185V184H166ZM170 185V184H169ZM242 185V184H241ZM89 186V185H88ZM116 186V185H115ZM141 186H142V184H141ZM140 186V187H141ZM195 186V185H194ZM198 186V185H197ZM203 187H204V185H202ZM219 185H217V187H218ZM224 186H225V184H224ZM233 186V185H232ZM231 186V187H232ZM240 186V185H239ZM238 186V187H239ZM100 187V186H99ZM105 187H106V185H105ZM118 187V186H117ZM117 187H115V188H117ZM126 187V186H125ZM131 187L133 188L134 186H132L131 185ZM137 187V186H136ZM167 187V186H166ZM171 187H175V185H172ZM191 187V186H190ZM208 187V186H207ZM220 187V186H219ZM218 187V188H219ZM87 188V187H86ZM102 188V187H101ZM129 188H130V186H129ZM144 188V187H143ZM159 188V187H158ZM157 188V189H158ZM162 188V187H161ZM168 188H170V186L168 187ZM167 188V189H168ZM176 188V187H175ZM195 188V187H194ZM215 188V187H214ZM237 188V187H236ZM79 189V188H78ZM111 189V188H110ZM122 189V188H121ZM134 189V188H133ZM138 189V188H137ZM142 189V188H141ZM213 189V188H212ZM211 189V190H212ZM221 189V188H220ZM225 189V188H224ZM241 189H242V187H241ZM82 190V189H81ZM94 190V189H93ZM92 190V192H94ZM106 190V189H105ZM105 190H103V191H105ZM144 190V189H143ZM173 190V189H172ZM177 190V189H176ZM179 190V189H178ZM203 190V189H202ZM201 190V191H202ZM208 190V189H207ZM215 190V189H214ZM216 190H217V188H216ZM226 190V189H225ZM224 190V191H225ZM227 190H229V189H227ZM232 190V189H231ZM243 190V191H244ZM91 191V190H90ZM102 191V192H103ZM111 191V190H110ZM113 191V190H112ZM111 191V192H112ZM117 191V190H116ZM119 191V190H118ZM134 191V190H133ZM161 191V190H160ZM163 191V190H162ZM161 191V192H162ZM165 191H167V190H165ZM170 191V190H169ZM174 192H175V190H173ZM198 191V190H197ZM196 191V192H197ZM204 191V190H203ZM203 191H202V193H203ZM206 191V190H205ZM213 191V190H212ZM218 191V190H217ZM220 191V190H219ZM230 191V190H229ZM242 191V192H243ZM108 192V191H107ZM111 192H110V194H111ZM120 192V191H119ZM127 192V191H126ZM130 192H132V191H130ZM155 192H158V191H155ZM181 192V191H180ZM180 192H179V194H180ZM209 192V194H206V195H210L211 196V194H210V191L208 190L207 191V193ZM225 192H227V191H225ZM239 192H241V191H239ZM242 192H241V194H242ZM90 193V192H89ZM99 193H100V191H99ZM121 193V192H120ZM129 193V192H128ZM134 193H136V192H134ZM146 193V192H145ZM149 193V192H148ZM171 192H169V194H170ZM173 193V192H172ZM213 193V192H212ZM215 193V192H214ZM213 193V194H214ZM223 193V192H222ZM233 193H234V189H233ZM115 194V193H114ZM113 193H112V195H114ZM139 194V193H138ZM141 194V193H140ZM162 194V193H161ZM165 194V193H164ZM183 193H181V195H182ZM216 194H217V192H216ZM219 194V193H218ZM217 194V195H218ZM232 195V193H229V195ZM244 194V193H243ZM78 195V194H77ZM94 196L96 195V193L95 194H93ZM104 195V194H103ZM118 195V194H117ZM119 195H121V196H124V195H126L125 194V192H124V195L121 193V194H119ZM129 195H131L130 193L129 194H127L126 195V198L127 197H129ZM144 195V194H143ZM156 195H157V193H156ZM160 195V194H159ZM171 195H174V194H171ZM181 195L178 197V199L179 198H181ZM196 195L198 196V194L196 193ZM238 195V194H237ZM98 196V195H97ZM100 196V195H99ZM101 196H102V194H101ZM100 196V197H101ZM134 197L136 196V194H134L133 195ZM142 196V195H141ZM177 196V195H176ZM175 196V197H176ZM199 196H202L201 194L199 195ZM204 196V195H203ZM202 196V197H203ZM214 196V195H213ZM228 196V195H227ZM80 196H75V197H73L72 198V200H73V203H74V200H76V199H80V201H82L83 202V198H79ZM82 197V196H81ZM104 197H106V195L104 196ZM108 197V196H107ZM109 197H111V196H109ZM119 196H117L116 198H118ZM163 197H165L166 198V196H163ZM170 197V196H169ZM191 197V196H190ZM189 197V198H190ZM201 197V198H202ZM222 197V196H221ZM224 197V196H223ZM231 197V199H232V196H230ZM234 197V196H233ZM70 198V197H69ZM91 198V197H90ZM121 198V197H120ZM131 198V197H130ZM151 198H152V196H151ZM174 198V197H173ZM173 198H171V200L173 199ZM191 198H193V197H191ZM206 198V197H205ZM209 198V197H208ZM214 198H216V197H214ZM214 198H212V199H214ZM225 198V197H224ZM227 199H228V197H226ZM238 198V197H237ZM239 198H240V195H239ZM94 199H95V197H94ZM93 199V200H94ZM98 199H101V198H99L98 197ZM105 199H107V198H105ZM105 199H103V201H105ZM110 199V198H109ZM112 199V198H111ZM123 199H125L124 197H123ZM132 199H134V198H132ZM131 199V200H132ZM144 199H146V197L144 198ZM143 199V200H144ZM149 199V198H148ZM162 200H163V198H161ZM167 199V198H166ZM177 198H176V200H178ZM184 199V198H183ZM195 199V198H194ZM223 199V198H222ZM236 199V198H235ZM115 200H117V199H115ZM122 200V199H121ZM127 199H125L124 201H126ZM130 200V199H129ZM158 200V199H157ZM161 200V201H162ZM193 200V199H192ZM191 200V201H192ZM202 200V199H201ZM221 199H220V197H219V201H220ZM63 201V200H62ZM91 201V200H90ZM89 201V202H90ZM103 201L101 200V201H98V204H100L101 205V203H103ZM112 201V200H111ZM138 201V200H137ZM139 201H140V199H139ZM146 201V200H145ZM166 201H169V200H166ZM183 201V200H182ZM207 201V200H206ZM217 201V200H216ZM235 201V200H234ZM233 201V202H234ZM51 202V203H52ZM58 202V201H57ZM61 202V201H60ZM88 202V201H87ZM88 202V203H89ZM93 202V201H92ZM97 202V201H96ZM107 202V201H106ZM116 202V201H115ZM132 202V201H131ZM136 202V201H135ZM143 202V201H142ZM142 202H140V203H142ZM151 202V201H150ZM149 202V203H150ZM154 203H156V201L154 200L153 201ZM159 202V201H158ZM158 202H157V204H158ZM190 202V201H189ZM194 202V201H193ZM192 202V203H193ZM218 202V201H217ZM226 202H228V201H226ZM232 202V201H231ZM232 202V203H233ZM56 203V202H55ZM105 203V202H104ZM117 203V202H116ZM122 203V202H121ZM148 203V205H151L152 203H150L149 204ZM172 203V202H171ZM174 203V202H173ZM172 203V204H173ZM180 203H182L181 201H180ZM219 203V202H218ZM229 203V202H228ZM231 203V204H232ZM53 204V203H52ZM56 204H59V203H56ZM63 204V203H62ZM79 204H80V202H79ZM86 204V203H85ZM94 204V203H93ZM93 204L91 203V205H92V207H93ZM108 204H112V203H108ZM139 204V203H138ZM137 204V205H138ZM161 204H162V202H161ZM191 204V203H190ZM221 204V203H220ZM230 204V203H229ZM32 205V206H33ZM55 205V204H54ZM64 205V204H63ZM62 205V206H63ZM95 205L97 206V204L95 203ZM113 205V204H112ZM144 205H146V206H148L147 204H144ZM159 205V204H158ZM167 205H170V203L169 204H167ZM195 205H196V203H195ZM199 205H200V203H199ZM234 205V204H233ZM29 206V207H30ZM35 206H37V205H35ZM61 205H60V208L62 207ZM68 206V205H67ZM73 206V205H72ZM88 206V205H87ZM106 206H107V203H106ZM109 206V205H108ZM119 206H123V205H119ZM175 206V205H174ZM178 206V205H177ZM181 206V205H180ZM179 206V207H180ZM182 206H186V204L184 205V202L182 203ZM201 206V205H200ZM216 206V205H215ZM227 206H228V204H227ZM29 207H27V208H29ZM59 206H55L54 208H58ZM95 207V206H94ZM132 207H133V205H132ZM138 207H141V206H138ZM153 207H154V205H153ZM160 207V206H159ZM178 207V208H179ZM198 207V206H197ZM211 207H213V205L211 206ZM224 207V206H223ZM96 208H99V205L96 207ZM103 208H107V207H104L103 206ZM111 208V207H110ZM123 208V207H122ZM162 208V207H161ZM181 208V207H180ZM183 209H182V211H185V213H186V211L188 210L187 208V210H184L185 209V207H182ZM192 208H193V206H192ZM32 209H33V207H32ZM40 209V208H39ZM59 209V208H58ZM91 209V208H90ZM100 209L102 210L101 211V213L102 212H104V209H102L101 207H100ZM141 209V208H140ZM148 209H149V206H148ZM152 209V208H151ZM155 209V208H154ZM194 209V208H193ZM192 209V210H193ZM204 209V208H203ZM203 209H202V211H203ZM212 209V208H211ZM221 209H222V206H221ZM258 209V210H257ZM26 210V209H25ZM28 210V209H27ZM71 210V209H70ZM85 210H88V209H85ZM108 210H109V208H108ZM108 210H107V212H108ZM114 210V209H113ZM129 210H131V209H129ZM142 210V209H141ZM191 210V209H190ZM207 210V209H206ZM217 210V209H216ZM228 210V209H227ZM33 211H35L36 212V210H33ZM90 211V210H89ZM96 211V210H95ZM97 211H98V209H97ZM97 211H96V213H97ZM106 211V210H105ZM111 211V210H110ZM123 211V210H122ZM121 211V212H122ZM155 211V210H154ZM175 211L177 212V210L175 209ZM174 211V212H175ZM209 211V210H208ZM213 211V210H212ZM219 211V210H218ZM223 211V210H222ZM221 211V212H222ZM264 210H261V212H263ZM26 212V211H25ZM99 212H100V210H99ZM112 212V211H111ZM125 212V211H124ZM139 212V211H138ZM145 212V211H144ZM144 212H142L143 214H144ZM210 212V211H209ZM20 213V212H19ZM193 213V212H192ZM195 213H196V211H195ZM264 213V212H263ZM10 214H11V212H10ZM27 214V213H26ZM25 214V215H26ZM30 214V213H29ZM32 214V213H31ZM61 214V213H60ZM94 214H95V212H94ZM104 214V213H103ZM107 213H105V215H106ZM119 214V213H118ZM129 214V213H128ZM133 214H135L134 212H133ZM132 214V215H133ZM152 214H153V212H152ZM182 214H183V212H182ZM197 214H199V213H197ZM205 214V213H204ZM203 214V215H204ZM209 214V213H208ZM212 214V213H211ZM215 214H217V213H215ZM221 214V213H220ZM12 215H14V214H12ZM18 214H16V216H17ZM25 215H23V216H25ZM43 215H45L44 213H42L41 211H40V213L39 212H36L35 214H32V216L31 217H27V218H24V219H27L28 220V218H29V222H31L32 220L31 219H33V218H35L37 221H38V219H40ZM104 215V216H105ZM108 215H109V212H108ZM110 215H113V214H110ZM135 215H137V214H135ZM147 215H148V212H147ZM149 215H150V212H149ZM175 215V214H174ZM179 215V214H178ZM187 215H189V214H187ZM205 215H207V214H205ZM214 215V214H213ZM212 215V216H213ZM260 215H262V214H260ZM8 216V214L6 215V217ZM15 216V217H16ZM20 216V215H19ZM29 216V215H28ZM102 216V215H101ZM120 216V215H119ZM131 216V215H130ZM139 216V215H138ZM144 216H145V214H144ZM159 217L161 216V215H158ZM157 216V218L159 219V217ZM219 216V215H218ZM263 216V215H262ZM261 216V217H262ZM1 217H3V216H1ZM33 217V218H32ZM48 217V216H47ZM103 217V216H102ZM122 217V216H121ZM128 217V216H127ZM134 217V216H133ZM154 217H156V216H154L153 215V217L152 218H154ZM162 217V216H161ZM161 217H160V219H161ZM185 217V216H184ZM189 217V216H188ZM209 217V216H208ZM214 217V216H213ZM215 217H217V216H215ZM11 217H9L8 219H10ZM21 218V217H20ZM106 218V220L108 219V217L106 216L105 217ZM105 218H104V220H105ZM116 218V217H115ZM124 218H126V217H124ZM130 218V217H129ZM143 218V217H142ZM151 218V219H152ZM157 218H155V219H157ZM164 218V217H163ZM166 218V217H165ZM176 218V220L178 219L177 217H173V219L172 220H174ZM180 218H183V217H180ZM179 218V219H180ZM186 218H187V216H186ZM246 218V219H245ZM3 219V218H2ZM7 219V220H8ZM14 219H16V218H14ZM24 219H22L23 221H24ZM47 219V218H46ZM52 219V218H51ZM99 219H101V218H99ZM110 219V218H109ZM112 219V218H111ZM128 219V218H127ZM141 219V218H140ZM146 219V218H145ZM178 219V220H179ZM189 219V218H188ZM192 219H193V217H192ZM194 219H195V217H194ZM193 219V220H194ZM205 219V218H204ZM209 219V218H208ZM218 219V218H217ZM242 219H245V221H242L241 223H240V221L239 220H242ZM253 219V218H252ZM259 219V222L257 221V220ZM255 220H256V222H255V220L253 219L252 221H254V223L252 222V224L254 225V227H255V225L256 224H258L259 223V228H261L262 229V231H261V233H260V235H258L257 237H255V238H257V239H261L262 237L264 238V235L262 236V233L264 232L263 230H264V224H262V223H260L262 220L260 219V218H256ZM263 220H264V218H262ZM1 220V219H0ZM5 220V219H4ZM6 220V221H7ZM17 220V219H16ZM19 220V219H18ZM17 220V221H18ZM21 220V221H22ZM34 220V219H33ZM102 221H103V218L101 219ZM117 220V219H116ZM128 220H130V219H128ZM138 220V219H137ZM148 221L150 220V219H147ZM167 220V219H166ZM169 220V219H168ZM171 220V221H172ZM210 220V219H209ZM248 220V221H249ZM9 221H11V220H9ZM20 221V220H19ZM41 221V220H40ZM98 221V220H97ZM101 221V222H102ZM118 221H119V219H118ZM125 221V220H124ZM132 221V220H131ZM141 221V220H140ZM143 222L145 221V220H142ZM162 221V220H161ZM175 221V220H174ZM185 221V220H184ZM191 221V220H190ZM197 221V220H196ZM212 221V220H211ZM238 221V222H237ZM249 221V222H250ZM8 222V221H7ZM6 222V223H7ZM25 222L27 223V221L25 220ZM33 222H35V220L33 221ZM33 222H32V224H33ZM64 222V221H63ZM99 222H100V220H99ZM113 222V221H112ZM130 222V221H129ZM165 222V221H164ZM177 222V221H176ZM202 222V221H201ZM208 222V221H207ZM237 224V228H236V225H235V223ZM263 223H264V221H262ZM11 223V222H10ZM14 223H15V220H14ZM36 223V222H35ZM91 223V222H90ZM119 223V222H118ZM120 223H123V222H120ZM119 223V224H120ZM127 223V222H126ZM134 223V222H133ZM162 223V222H161ZM171 223V222H170ZM170 223H167V221H166V224H170ZM178 223V222H177ZM184 223V222H183ZM204 223V222H203ZM214 223H216V221L214 222ZM226 223V224H225ZM234 223V224H233ZM32 224H31V226H32ZM94 224V222L92 223V225ZM112 223H110V224H108V225H111ZM143 224V223H142ZM148 224H150V223H148ZM152 224V223H151ZM154 224H155V220H154ZM159 224H160V221H159ZM163 224V223H162ZM165 224V223H164ZM175 224V223H174ZM174 224H173V221H172V224L171 225H173L174 226ZM189 224H190V222H189ZM233 224V225H232ZM240 224V226L238 227V225ZM249 224V223H248ZM251 224V225H252ZM260 224H262L261 226L262 227H260ZM1 225H3V224H1ZM95 225V224H94ZM108 225H107V228H108ZM123 225V224H122ZM135 226H137L136 224H134ZM157 225V224H156ZM176 225V224H175ZM180 225V224H179ZM182 225V224H181ZM187 225V224H186ZM203 225V224H202ZM209 225V224H208ZM210 225H212V224H210ZM250 224L248 225V230H249V228H250V226H251ZM6 226V225H5ZM12 226H13V224H12ZM24 226V225H23ZM34 226V225H33ZM64 226V225H63ZM96 226V225H95ZM100 226H102V225H100ZM113 226H114V224H113ZM121 226V225H120ZM130 226V225H129ZM135 226H133L134 228H135ZM141 226V225H140ZM152 226V225H151ZM158 226V225H157ZM157 226H155V227H157ZM160 226V225H159ZM163 226V225H162ZM257 226V225H256ZM14 227V226H13ZM38 227V226H37ZM77 227V226H76ZM98 227V226H97ZM96 227V228H97ZM110 227V226H109ZM116 227V226H115ZM125 227V226H124ZM127 227V226H126ZM131 227H132V225H131ZM142 227H143V225H142ZM153 227V226H152ZM163 227H165V226H163ZM170 227V226H169ZM182 227H184V226H182ZM189 227V226H188ZM202 227V226H201ZM204 227V226H203ZM226 227V226H225ZM224 227V228H225ZM240 228V229H243V230H245L244 229V227L243 228ZM252 227V226H251ZM257 227V228H258ZM27 228V227H26ZM30 228V227H29ZM67 228V227H66ZM128 228V227H127ZM126 228V229H127ZM130 228V227H129ZM144 228V227H143ZM147 228H150L149 226H147ZM185 228V227H184ZM205 228V227H204ZM207 228V227H206ZM223 228V229H224ZM258 228V229H259ZM6 229V228H5ZM5 229H3V230H5ZM17 229V228H16ZM68 229V228H67ZM70 229V228H69ZM99 229V228H98ZM105 229V228H104ZM104 229H103V231H104ZM111 229V228H110ZM121 229V228H120ZM131 229V228H130ZM168 229V228H167ZM193 229V228H192ZM251 229V228H250ZM256 229V228H255ZM11 230H13V229H11ZM18 230V229H17ZM24 230V232H25V229H23ZM30 230V229H29ZM34 230H35V228H34ZM137 230H138V228H137ZM141 230H142V228H141ZM148 231H151V230H149V229H147ZM147 230H145V232L147 233ZM158 230H160L159 232H161V229H159L158 228ZM169 230V229H168ZM173 230H174V228H173ZM181 230H183V229H181ZM226 230H227V227H226ZM229 230V229H228ZM227 230V232L229 233V231ZM242 230V231H243ZM248 230H247V234H246V232L245 231H243L244 233L242 234L241 232V234L240 233H238V234H240L238 237L240 238H235V237H237V235L238 234H236L237 232L236 231H233V232H236L235 234L232 232V234H234V236L235 237H233V238H235V240L236 241H239L238 243L239 244H241L240 246H243V241L246 239V238H244L245 237V235L244 234H246V235H248L249 234V232H248ZM10 231V230H9ZM41 231V230H40ZM99 231V230H98ZM125 231V230H124ZM127 231V230H126ZM132 231V230H131ZM134 231H136V229H134L133 230V232ZM190 231H191V229H190ZM203 231V230H202ZM238 231H240L239 229H238ZM251 231V230H250ZM2 232V231H1ZM0 232V233H1ZM6 232V231H5ZM19 232V231H18ZM21 232V231H20ZM27 232H29V231H27ZM35 232H37V231H35ZM58 232V231H57ZM101 232V231H100ZM123 232V231H122ZM138 232V231H137ZM144 232V231H143ZM142 232V233H143ZM157 232V231H156ZM155 232V233H156ZM167 232V231H166ZM174 232H177V231H174ZM182 232V231H181ZM188 232V231H187ZM224 232V231H223ZM227 232H225V234L227 235ZM255 231H254V228H253V233H251L252 235H251V237L250 236H248L249 238H251L250 240H249V238H247V240L250 242L252 239H254L255 240V238H253V235L255 234L256 235V233H254ZM257 233L258 232H260V230L258 231H256ZM4 233V232H3ZM2 233V234H3ZM33 234H34V232H32ZM105 233H107V231H105ZM113 233V232H112ZM111 233V234H112ZM129 233H131V232H129ZM151 233H152V231H151ZM150 233V234H151ZM179 233H180V231H179ZM205 233V232H204ZM9 234V233H8ZM13 234V236H14V232L12 233ZM21 234H22V232H21ZM109 234V233H108ZM107 234V235H108ZM126 234V233H125ZM145 234V233H144ZM149 234V233H148ZM172 234V233H171ZM194 234V233H193ZM1 235V234H0ZM4 235V234H3ZM11 235V234H10ZM17 235H19V234H17ZM48 235V234H47ZM60 235V234H59ZM68 235V234H67ZM88 235V234H87ZM86 235V236H87ZM90 235V234H89ZM88 235V236H89ZM101 235V234H100ZM103 235V234H102ZM106 235V234H105ZM138 236H139V234H137ZM153 235V234H152ZM165 235V234H164ZM167 235V234H166ZM165 235V236H166ZM168 235H169V232H168ZM173 235H174V233H173ZM182 235V234H181ZM190 235H192V234H190ZM219 235H221V234H219ZM13 236H11V237H13ZM45 236H46V234H45ZM65 236V235H64ZM75 236V235H74ZM121 236V235H120ZM123 236H124V234H123ZM129 236H131V235H129ZM136 236V235H135ZM159 236V235H158ZM189 236V235H188ZM193 236V235H192ZM218 236V235H217ZM241 236H244L243 238L241 237ZM262 236V237H261ZM15 237H16V232H15ZM21 237V236H20ZM43 237V236H42ZM69 237V236H68ZM67 237V238H68ZM71 237V236H70ZM79 237V236H78ZM111 237H112V235H111ZM151 237V236H150ZM178 237V236H177ZM181 236H179V238H180ZM183 237H184V235H183ZM183 237H182V239H183ZM186 237V236H185ZM219 237V236H218ZM222 237V236H221ZM230 237H231V234H230ZM230 237H228V236H226V238L225 239H227V238H230ZM261 237V238H260ZM62 238V237H61ZM67 238H66V241H67ZM101 238V237H100ZM107 238V237H106ZM108 238H109V236H108ZM112 238H114V237H112ZM117 238V237H116ZM133 238V237H132ZM144 238V237H143ZM142 238V239H143ZM149 238V237H148ZM163 238V237H162ZM193 238V237H192ZM232 238V239H233ZM10 239H12V238H10ZM9 238H8V240H10ZM15 239V238H14ZM59 239V238H58ZM65 239V238H64ZM111 239V238H110ZM124 239V238H123ZM152 239V238H151ZM154 239V238H153ZM168 239H170V238H168ZM172 239H173V236H172ZM178 239V238H177ZM241 239H243V241H241ZM57 240V239H56ZM63 240V239H62ZM71 240V239H70ZM102 240H105L104 238H102ZM101 240V241H102ZM113 240V239H112ZM112 240H108V241H112ZM135 240V239H134ZM133 239H132V241H134ZM158 240V239H157ZM193 240V239H192ZM191 240V241H192ZM234 240V239H233ZM234 240V241H235ZM259 240H258V242H259ZM64 241V240H63ZM72 241V240H71ZM74 241H78V239L76 240V238H75V240ZM73 241V242H74ZM100 241V240H99ZM107 241V240H106ZM107 241V242H108ZM136 241V240H135ZM159 241V240H158ZM174 241V240H173ZM177 241H179V240H177ZM209 241H211V240H209ZM232 241V240H231ZM233 241V246H236V245H238V243L236 244V242H234ZM58 242H60V243H58L57 245H62V243L64 244V243H66L65 241L64 242H62L61 241V239L58 241ZM62 242V243H61ZM149 242H151V241H149ZM148 242V243H149ZM165 242V241H164ZM171 242V241H170ZM169 242V243H170ZM241 242H243V243H241ZM255 242H257V240L255 241ZM262 242H264V239L263 240H260V242H259V244H261ZM57 243V242H56ZM71 243V242H70ZM80 243V242H79ZM83 243V242H82ZM82 243H80V244H82ZM86 243V242H85ZM122 243V242H121ZM130 243V242H129ZM154 243V242H153ZM153 243H152V245H153ZM209 243V242H208ZM212 243V242H211ZM246 243H248V242H246V240H245V244ZM253 243H254V241H253ZM17 244V243H16ZM20 244V243H19ZM53 244V243H52ZM67 244H69V243H67ZM66 244V245H67ZM72 244V243H71ZM101 244V243H100ZM110 244V243H109ZM138 244H139V242H138ZM161 244V243H160ZM165 244V243H164ZM164 244H161V246H163ZM177 244V243H176ZM181 244V243H180ZM183 244V243H182ZM207 244V243H206ZM205 244V248H206V245ZM210 244V243H209ZM208 244V245H209ZM232 244V243H231ZM257 245H259L258 243H256ZM10 245V244H9ZM20 245H22V244H20ZM33 245V244H32ZM73 245V244H72ZM77 245V244H76ZM75 245V246H76ZM84 245V244H83ZM105 245V244H104ZM151 245V248L153 247ZM156 246H158L157 245V243L155 244ZM170 245H171V243H170ZM169 245V246H170ZM211 245V244H210ZM213 245V244H212ZM223 245V244H222ZM250 245V243H248V245L247 246H249ZM257 245H254V246H257ZM262 245H263V243H262ZM260 246L259 245V247L257 246V249L256 248H254L255 249V251H258V250H261L262 252H260V253H258V252H256V253H258L257 254V258H259L260 259V257H262L263 259H264V255H263V249H258V248H263V246ZM11 246V245H10ZM78 246V245H77ZM115 247V249L118 247H120L121 248V246L119 245V246H116V245H114ZM155 246V247H156ZM218 246V245H217ZM216 246V247H217ZM224 246V245H223ZM239 246V245H238ZM246 246V245H245ZM252 246V248L254 247L253 245H250L249 247H251ZM6 247V246H5ZM15 247V246H14ZM18 247V246H17ZM28 247V246H27ZM58 247V246H57ZM62 247V246H61ZM66 247V246H65ZM85 247H86V245H85ZM84 247V248H85ZM101 247V246H100ZM105 247V246H104ZM109 247V246H108ZM113 247V246H112ZM135 247H136V245H135ZM146 247V246H145ZM171 247V246H170ZM194 247V248H193ZM202 247H204V245L203 246H201V248ZM208 247H210L211 248V246H207V250H209V252H210V249H208ZM225 247V246H224ZM224 247H222L221 249L223 250V248ZM249 247L247 248V249H249ZM4 248V247H3ZM30 248H32V247H30ZM113 248V249H114ZM158 248H160V247H158ZM172 248V247H171ZM170 248V249H171ZM218 248V247H217ZM5 249V248H4ZM13 249V248H12ZM16 249H18V248H16ZM64 249V248H63ZM76 249V248H75ZM78 249V248H77ZM112 249V248H111ZM139 249V248H138ZM149 249H150V247H149ZM153 249V248H152ZM170 249H169V251H170ZM174 248H172V250H173ZM176 249H174L175 251H176ZM22 250V249H21ZM25 250V249H24ZM71 250V249H70ZM80 250V249H79ZM85 250V249H84ZM83 250V251H84ZM99 250V249H98ZM104 250V249H103ZM106 250H108V249H106ZM148 249H146V251H147ZM155 250H156V248H155ZM174 250H173V252L172 253H165V254H168V256H170L171 254H173L174 253ZM191 250V251H190ZM202 250V249H201ZM201 250H199V251H201ZM219 249H217L216 251H218ZM225 250V249H224ZM227 251L229 250V249H226ZM239 250V249H238ZM1 251V250H0ZM3 251H7V250H3ZM2 251V252H3ZM12 251V250H11ZM17 251V250H16ZM27 251V250H26ZM64 251V250H63ZM120 251H121V249H120ZM120 251H118L119 253H120ZM134 251V250H133ZM140 251V250H139ZM150 251H152V250H150ZM157 251H158V249H157ZM166 251V250H165ZM220 251V250H219ZM230 251H232V250H230ZM230 251H228L229 253V255H230V253H232V254H234L233 252H237V257L236 258H238L239 259V257H242L241 259L242 260H244L245 261V259L246 258H248L249 256H246L245 258H243L244 256L242 255L243 253H241L240 251V254L242 255V256H239L238 257V251H233V252H230ZM253 251V250H252ZM2 252H0L1 254H2ZM5 252H3L4 254H6ZM12 252H15L14 250L12 251ZM19 252H21V251H19ZM25 252V251H24ZM69 252V251H68ZM72 252V251H71ZM71 252H69V255H71L70 253ZM76 252V251H75ZM74 252V253H75ZM115 252V251H114ZM132 252V251H131ZM136 252V251H135ZM142 252V251H141ZM153 252V251H152ZM162 252V251H161ZM167 252V251H166ZM184 252V251H183ZM204 253H205V250L203 251ZM202 251H201V253L202 254H199L198 252H197V254H199L198 255V257H199V261H197V259H198V257L197 258H192L191 257V255H189L190 256V258L189 257H186L187 256V254H186V256L184 257V259H183V257L180 255V257L178 256L179 254H177V252H176V254H177V260H179V258H181V259H183L184 261H186V259L187 258H189V259H191V260H195L196 259V261L197 262H201V255L203 256V255H205V254H207L208 253V257L210 256L209 255V252H207V253H203ZM221 252H226V251H221ZM248 252V250H246V253ZM249 252H251V250L249 251ZM16 253V252H15ZM85 253V252H84ZM122 253H124V252H122ZM134 253V252H133ZM148 253H149V251H148ZM160 253V252H159ZM186 253V252H185ZM185 253H183L182 255H184ZM195 253H196V249H195ZM210 253H212V252H210ZM214 253V254H213ZM212 254L214 255H211L210 257L212 258H214L215 256H216V254H215V252H213ZM246 253H244V254H246ZM252 254L251 255H254L253 253H254V251L253 252H251ZM262 253V254H261ZM10 254H12V253H9V255L8 256H10L11 257V261L13 262V261H15V264H16V262H17V260H19L17 257V259L16 258H13ZM18 254V253H17ZM62 254V253H61ZM66 254V253H65ZM81 254V253H80ZM108 254H110V253H108ZM113 254V253H112ZM118 254V253H117ZM130 254V253H129ZM142 254V253H141ZM146 254V253H145ZM164 254V255H165ZM197 254H195V255H193L192 254V256H197ZM231 254V256H233ZM249 254V253H248ZM261 254V255H260ZM14 255V254H13ZM25 255V254H24ZM29 255V254H28ZM87 255H89V254H87ZM111 255V254H110ZM109 255V256H110ZM121 255V254H120ZM119 255V256H120ZM125 255V254H124ZM126 255H127V253H126ZM137 255H139V254H136V256L135 257H140V256H137ZM149 255H150V253H149ZM161 255H163V254H161ZM174 255V254H173ZM219 255H222V257H225V255H227V254H225V255H223V253L222 254H220L219 253ZM235 255L236 254H234V256H233V259L235 258ZM258 255H259V257H258ZM263 255V256H262ZM2 256H3V254H2ZM2 256L0 255V259H2ZM6 256H7V254H6ZM6 256H4V257H6ZM7 256V257H8ZM20 256H21V254H20ZM19 256V257H20ZM57 256V255H56ZM62 256H63V254H62ZM61 256V257H62ZM84 256H86V255H84ZM83 256V257H84ZM108 256V257H109ZM112 256H114V255H112ZM123 256V255H122ZM129 256V255H128ZM143 256V255H142ZM145 256V255H144ZM151 256H152V253H151ZM172 256V255H171ZM175 256V255H174ZM207 256H203V257H207ZM255 256H256V254H255ZM24 257V256H23ZM30 257V256H29ZM28 257V258H29ZM50 257V256H49ZM64 257V256H63ZM62 257V258H63ZM76 257V256H75ZM89 257V256H88ZM106 257V256H105ZM105 257H104V259H105ZM149 257V256H148ZM166 257V256H165ZM207 257V258H208ZM209 257V260L208 259H206V261L204 262V264H208L209 262L208 261H212L213 260V258L211 259ZM217 257V256H216ZM219 257H221V256H219ZM221 257V258H222ZM230 257V256H229ZM251 257V256H250ZM25 258V257H24ZM23 258V259H24ZM85 258V257H84ZM89 258H91V257H89ZM113 258V257H112ZM115 258V257H114ZM122 258V257H121ZM141 258V257H140ZM163 258V257H162ZM167 258V257H166ZM165 258V259H166ZM176 258V257H175ZM226 258V257H225ZM252 260H251V258L249 259L251 262L254 260V257L252 256ZM256 258V257H255ZM262 258H261V260H260V264L262 263V264H264V262L262 261ZM9 259V258H8ZM12 259H15V260H12ZM21 259V258H20ZM60 259V258H59ZM69 259V258H68ZM67 259V260H68ZM74 259H76V258H74ZM107 259V258H106ZM108 259H110L111 260V258H108ZM117 259V258H116ZM132 259V258H131ZM146 259V258H145ZM144 259V260H145ZM151 259H155V258H151ZM181 259H180V261H181ZM211 259V260H210ZM215 259V258H214ZM63 260V259H62ZM62 260H60V261H62ZM81 260V259H80ZM86 260V259H85ZM113 260V259H112ZM111 260V261H112ZM119 260V259H118ZM133 260H135V258L133 259ZM132 260V261H133ZM162 260V259H161ZM193 260V261H194ZM208 260V261H207ZM223 260V259H222ZM241 260V261H242ZM248 260V259H247ZM248 260V262H250ZM258 260V259H257ZM6 262H7V260H5ZM9 261V260H8ZM21 261V260H20ZM74 261H76V260H74ZM94 261V260H93ZM111 261H109V262H111ZM116 261V260H115ZM114 261V262H115ZM136 261V260H135ZM151 261V260H150ZM157 261V260H156ZM155 261V262H156ZM158 261H160V260H158ZM166 261H167V259H166ZM184 261H182V262H184ZM214 262H215V260H213ZM216 261H217V259H216ZM5 262V264H7ZM123 262V261H122ZM127 262V261H126ZM126 262H125V264H126ZM130 262H131V260H130ZM138 262V261H137ZM182 262H181V264H182ZM188 262V261H187ZM186 262V264H188ZM208 262V263H207ZM218 262V261H217ZM220 262V261H219ZM218 262V264H221V263H219ZM224 262V261H223ZM3 263V262H2ZM1 263V264H2ZM18 263V262H17ZM68 264H69V262H67ZM73 263V262H72ZM135 263V262H134ZM140 263H141V260H140ZM145 263H147V262H145ZM145 263H143V264H145ZM148 263H149V261H148ZM162 263H164V264H166V262H163L162 261ZM161 263V264H162ZM8 264H9V262H8ZM10 264H14V263H10ZM61 264H62V262H61ZM85 264V263H84ZM87 264V263H86ZM88 264H89V262H88ZM121 264V263H120ZM129 264V263H128ZM142 264V263H141ZM151 264V263H150ZM158 264V263H157ZM168 264V263H167ZM178 264V263H177ZM189 264H192V261H190L189 260ZM193 264H198V263H196L195 261H194V263ZM200 264H202V262L200 263ZM209 264H211V263H209ZM213 264H215V263H213ZM217 264V263H216ZM235 264V263H234ZM245 264H247V261H246V263ZM256 264H258L257 262H256Z\"/></svg>", "mask_w": 264, "mask_h": 264}]
</instances>
